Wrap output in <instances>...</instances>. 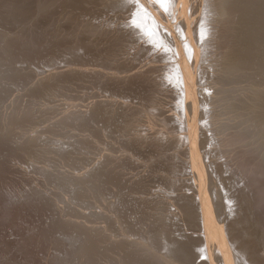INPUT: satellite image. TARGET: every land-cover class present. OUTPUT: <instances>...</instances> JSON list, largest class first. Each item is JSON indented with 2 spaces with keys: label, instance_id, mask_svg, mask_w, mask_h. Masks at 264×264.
Segmentation results:
<instances>
[{
  "label": "rangeland",
  "instance_id": "1",
  "mask_svg": "<svg viewBox=\"0 0 264 264\" xmlns=\"http://www.w3.org/2000/svg\"><path fill=\"white\" fill-rule=\"evenodd\" d=\"M111 1L112 0H110V1L109 0H0V37L2 38V39H0V56H1V58L6 59V60L0 59V89L3 90V93L0 90V93H1L0 103L2 102L0 104V115H1L0 116V122L2 123V124L0 123V126H1V128H0V133H1L0 134V166H1L0 167V264H114L115 262H116L115 264H118L117 262L119 260V258H118L119 253L122 254L125 251L124 253L127 254L129 250L132 251V249L134 250V248H135V250H134L135 252L134 253H133V251H132V253L129 252L132 254V255H129V257L130 256L134 257L133 254H135V255L139 254V256H137V259H138V257H139V259H141L143 257V259L140 261H138L139 259L137 261L135 259V261H136L135 262V261H133V259L136 257L135 256L133 259L130 258L131 263L130 262H127V263H130V264H133V263L134 264H136V263L137 264H141V263L142 264H151L153 262L154 264L155 263L156 264H159V263L160 264H163V263L167 264V262H171L172 260H174L178 256L179 260H181L182 262L179 261V262H181V263H179L177 261L178 260V258H177L176 260L172 261V263L173 264H178V263L182 264V263L188 261L189 259L195 260L196 254L197 255L199 254L201 257L206 258V257H208V255L203 254L204 252L205 253L208 252V247H209V244L206 242L209 239V237H208V235H207L208 238L205 237V235H206L205 234L206 233L205 224L206 223H204V225H203V221H202L203 219L201 220L199 213L197 214V212L195 211V209L191 205V201L193 200V198H195V200L198 199L197 201L202 200L201 203L204 204V206H206L208 203L209 204L211 203L209 201H212V200L214 201L216 199V196L219 195L221 192H223L222 195L224 197L225 196H229V197L235 196L236 197V198L234 197V200L231 202V206H232V208L235 209V212L232 214V221L229 225V229H231L230 231H231L232 235L234 236L235 240L237 239L235 241L236 246H238L240 248V250L243 252V254H241L242 252L239 253L240 254L239 256L244 258L250 264H255V263L256 264H259V263L263 264L264 260H262V258L264 259V246H263L264 245V201H262V200H264V188H263L264 187L263 186L264 185V182H263L264 181V176H263L264 175V171H263L264 170L263 169L264 162L262 160L264 159V157L262 158V155L264 156V153L262 154V152H264V147L262 145H264V143H261V142L264 140L263 139L261 140V138H263V136H264L263 135V132H264L263 128L264 127L262 126L263 128L261 127L259 129H257V131L255 130L256 134L259 131V133L257 135H259L258 138H260V140H261L260 144H256L255 146L256 147H257V145L260 147L262 146L261 149H260V147L256 148V147H253V145H252V148L251 147L250 148L249 147L244 148V151L246 153H248L247 155L244 153V151H241L240 152L241 154L237 153L238 154L237 155L234 151L235 150L234 147H231V146H225L224 147L220 144V142H221L220 137L221 136L219 135V133L221 134V132H219V131H221V130L219 129V131H218V128L220 126L218 127L217 125H221V122L216 118V116H215L216 114L215 115L213 114V112L217 110V106H215V104H214V106H212L213 104H210V103L216 102L213 100L216 97L215 94H216V92L219 91L220 85H223V83H225L224 85H227V86H225V88L223 86V88H224V91H226V89H227V91L225 93L227 94L226 96L228 99L226 98L225 100L227 101V104H229L228 105L229 108L231 107V105H233L229 101L235 100L236 102H234V103H237L238 97H240L239 99L241 100L242 95H249V96H252L251 102L253 103L252 105H254V106H252L253 110L257 109L260 105L262 106L261 111H262V109H264V105H263L264 100H263V98H261V97H264V95H263L264 89H262V88H264L263 87L264 86V83H263V81H264V73H263L264 72V62H263L264 61V22H263L264 21V11H263L264 10V8H263L264 7V0H251L252 2L250 0H238V1L235 0L236 4L234 2L235 8L234 7L233 8L236 11L238 9V13L235 12V14H237V16H238L237 19L239 20V22L235 18L234 19L235 22L233 24L232 23L227 24L225 26V30L223 31V32H225V35L222 32V36L220 34V37L223 39L220 38L219 40H221L220 44L223 43V45H226L225 46L226 48L223 47L224 50L222 48L221 49L227 55V57H229L231 55L230 57L235 58V59L229 58V59H231V62L233 60L234 61L237 60L236 61L237 64H241L239 66H242V71H244L245 69L246 70H245V72L240 71L239 74L237 75V76H239L238 78H237V76H234V77H231V76L227 77L226 76V77H224V76H222L223 74H219V73H221L220 68H223V65H224V62L221 61V59H219L222 57V59L224 60V57L221 56L223 53H221V55H219L220 49H218V47L214 43L211 44L209 47L211 48L212 51H211V53L209 51V53L207 54L208 59H206V56H205V58L203 59L204 65H202V67L197 68V70H198L197 71V75H198L197 80L199 83L198 84V87H199L198 99L200 100L201 103L198 102L199 100L196 99L195 90L192 87L193 85H191V83L192 84H194V83L190 82L192 80H189L190 79L188 77L189 75L186 74V70H187L186 67H187V65L190 64L189 61L191 62V58L187 59V57H186V58H184V60H186V61H184L182 59L181 62L175 63L173 57H171V56H173V54H174L173 49L175 48L174 46L176 43L175 42L176 38H175V36L173 37V35H176V34L178 35L179 40L177 39V41L179 43H181L182 45L187 44L186 40L184 39V36L180 32V28L178 25H180L182 27L183 31L186 34V31L188 30L190 25L193 24V20L195 19L194 16H196V15L198 16L200 14L199 9H200V5H201L202 0H198V1L196 0V2H195V0H188V1L187 0H181L182 3L179 2L173 8L170 6L163 5L162 9L164 10V13H166V18H167V21L165 22V24H167V25L172 24V27L168 28L169 27L168 26V27L162 28V25H160V27H158V25H157L156 27H158L159 29L156 28L155 26H153L154 28L151 30H148L146 27H144L145 29L141 28V31L138 29V26L136 24L137 21H135V20H137V19L135 17H133V15L135 16V13H136L135 10L134 11L133 10L128 11V8L126 5L123 7L121 4L117 5V3H115V1L114 2L113 1L111 2ZM199 1H200V3H199ZM242 1H243V3H242ZM255 1H257V2H255ZM105 2L108 4H106ZM238 2H240V3H238ZM250 4H252V5H250ZM258 4H259V6H258ZM187 5H188V7L190 5V7L188 8ZM124 9H126V10H124ZM187 10H188V12H187ZM182 13H183V15H182ZM194 14H196V15H194ZM241 15H242V17H241ZM257 15H258V17H257ZM239 17H241V18H239ZM177 22H178V24H177ZM246 22L247 23L250 22V23L247 24ZM32 25H33V27H32ZM85 25H87V26H85ZM130 26H131V28H130ZM83 28H84V30H83ZM94 28H95V30H94ZM127 28L130 29L131 31L129 30L130 31L129 32ZM7 29H8V31H7ZM135 29H137V30H135ZM162 29H163V31H162ZM202 29H203V27H202ZM228 29H229V31H228ZM160 30L162 32V36H160V34H161ZM116 31L118 32V34ZM142 32L143 33L145 32L147 34L150 33L149 35H152L155 32V34H153L154 36L159 34L156 36L157 38H155L154 36L153 37H154V40L156 39L155 42L156 41L159 42L161 40V43L159 42L160 45H159V43H157V42L156 43L160 47H164L166 52L168 53L166 60L170 61V59H171V65L168 62V64L170 65V66L167 65L168 68L167 67L164 68L163 66L161 68V64L158 61H156L157 58L154 55V53L151 54L152 52L150 50H148V49L144 50L143 48L139 47L138 44L140 43V41H142L144 39ZM4 33L6 34L5 37H4ZM139 33H140L141 37L139 36ZM123 34L125 36H123ZM117 35H118V37H117ZM232 35H233V37H232ZM11 36H13L14 38H12ZM91 36H92V38H91ZM122 36L124 38H121ZM160 37H161V39H160ZM25 38H26V40L28 39V41H26ZM139 38H140V40H139ZM3 40H4V42H3ZM203 40L204 39H202V41ZM200 42H201V40H200ZM9 43H11V45L8 46L7 44H9ZM23 43H25V44H23ZM13 45H14V47H13ZM23 45H24L25 49H24ZM248 45H250L251 47H249ZM4 47H6V48H4ZM1 49L4 51L2 52ZM5 49H7V50L5 51ZM11 50H13V51H11ZM34 50H36V52ZM239 50H240V52H239ZM19 51H20V54H18ZM233 51H234V53H233ZM249 51L251 54L249 53ZM23 52H24V54H23ZM226 52H228V53H226ZM15 56H16V58H15ZM83 56H84V58H83ZM235 56H237V58ZM32 58H34V59H32ZM22 59H25V61ZM36 59H39V60H36ZM84 59H85V61H84ZM261 59H262V61H261ZM16 60L18 62H16ZM79 60L82 62H80ZM219 60H220V62H219ZM238 60H240V62ZM46 61H48V62H46ZM204 61L206 63H204ZM13 62H14V64H12ZM185 62H186V64H182ZM236 62H233V63H236ZM46 63L47 64L49 63V65H47ZM77 63H79V64H77ZM10 64H11V66H10ZM85 64L87 67L85 66ZM179 64L181 65L180 68L178 67ZM217 64L220 65V67ZM29 65H31V66H29ZM183 65H184V67H183ZM52 66H53V68H52ZM217 66H218V68H217ZM96 67H98V68H96ZM247 67H250L249 68V73H250L249 75L252 79L250 77L249 78L247 77L248 76ZM256 67H257V69H256ZM63 68L65 71H63ZM74 68L76 70H74ZM159 68H161V69H159ZM184 68H186V69H184ZM253 68H255V70ZM30 69H31V71H30ZM50 69L52 72L49 71ZM61 69H62V71H61ZM217 69H220V70L218 71ZM250 69H252V70H250ZM164 70L166 71V73H167V71H169V73H167V75H166ZM14 71H16V72L14 73ZM53 71L54 72L56 71L58 73L59 72L60 73L64 72V73L63 74L57 73L58 74L57 75V74H53L54 73ZM114 71L115 72L117 71V73H115ZM181 71L183 73H181ZM46 72H51L52 75H51V73H46ZM76 72L79 75H76ZM251 72L253 73V75L256 77L257 80L254 78V76L251 74ZM44 73H46L47 76ZM130 73H132V74H130ZM161 73H165V74H161ZM242 73L247 75V76H245V75L243 76ZM254 73H256L257 76ZM258 73H260V74H258ZM41 74H44V75L42 76ZM48 75L51 78L48 77ZM169 75H171L172 77ZM80 76H82V77H80ZM166 76L169 78L171 77L170 78L171 80H167L168 78ZM182 76L185 79L183 81H181L183 78L180 79V77H182ZM54 77H56V78H54ZM162 78L163 79L166 78V79L163 80ZM212 78L214 81L213 80L211 81ZM224 78H226L225 79L226 81L223 80ZM258 78H260V79H258ZM41 79H42V82H41ZM217 79H219V80H217ZM246 79H251V82H250V80H248L249 81V83H248V81ZM216 81H217V84L214 85L213 83L214 82L216 83ZM254 81H256L257 83H254ZM43 82H44V84H43ZM75 82H77V83H75ZM184 82H186L185 83L186 87L183 86V88L185 90H183V88H181L182 86H180V85H184ZM233 82H235V83H233ZM258 82H259V84H258ZM35 83H37L38 85L37 84L35 85ZM108 83H110V84H108ZM164 83H166L168 85L166 86ZM250 83H251V85H250ZM83 84H86V85H83ZM93 84H94V86H93ZM255 84L256 85L258 84V86L263 84V86L262 87L260 86V88L258 89L257 86H254ZM33 85H34V87H33ZM238 85H240L242 87L245 86L246 88L248 86L249 90L247 91L245 89V91L234 92V94H233L232 93V91H234V90H232L233 87H236ZM37 86H39V87L37 88ZM16 87H19V88H16ZM109 87H110V89H109ZM119 87H121V88H119ZM217 87H219V88L215 89ZM254 87H255V89H254ZM9 88H11V89H9ZM40 89H43V90H41L42 93H41ZM53 89H55V90H53ZM77 89L79 90L80 93L78 92ZM256 89H257V91H254ZM260 89L263 90V91H261V93H263L262 94L263 96H260L261 93L260 94L258 93V92H260ZM27 91L29 94L27 93ZM43 91H44V93H43ZM207 91H209V92H207ZM211 91H213L214 93H212ZM246 91L247 92L250 91V92L247 93ZM24 92H25V94H24ZM188 92H189V94H187ZM251 92L253 94H251ZM254 92L259 97H257V96L255 97ZM119 93H120V95H119ZM183 93H185L187 95L184 94L182 96ZM190 94L191 95L194 94V95L191 96ZM213 94L215 97L213 96ZM35 95H36V97H35ZM37 95H39V96H37ZM209 95H211V97H209ZM233 95H234V97H233ZM206 96L209 97L211 100L209 98H208L209 100H206V98H205ZM228 96L233 97V98H230ZM30 97H32V98H30ZM178 97H180V98H178ZM186 97H187V99H186ZM212 97H213V99H212ZM27 98H29L30 100ZM80 98H83V99H80ZM183 98H184V100H183ZM234 98H236V99H234ZM253 98H254L255 102H257L256 104H258L260 102L259 103L260 105L258 104L259 106L255 104V102L253 101ZM6 99H8V100H6ZM17 99H18V102L16 101ZM32 99L34 101H31ZM107 99H109V100H107ZM181 99H182V101H180ZM192 99H194V100L191 101ZM257 99H259V100H257ZM54 100H56V101H54ZM60 100L62 101V103L59 102ZM102 100H104V101H102ZM127 100H129V102H127ZM11 101H12V103H11ZM13 101H14V103H13ZM27 101L30 103H28ZM109 101H111L114 104H112L111 102L108 103ZM184 101L185 102L187 101V102L185 103ZM209 101H211V102H209ZM226 101L223 104H225ZM245 101H248V100H245ZM9 102H10V104H9ZM39 102L42 105L41 109H40L41 105L39 104ZM43 102H44V104H43ZM125 102H126V104H125ZM194 102L196 103V105L194 104ZM23 103H25V104H23ZM47 103H48V105H47ZM120 103H122V104H120ZM128 103H131V104L129 105ZM240 103H242V102H240ZM240 103H238V104H240ZM117 104H120L121 106L120 105L117 106ZM5 105H6V107H5ZM45 105L47 107H44ZM91 105H92V107H91ZM97 105H98V107H97ZM122 105H123V107L125 106L124 107L125 109L122 107ZM131 105H132V107H130ZM193 105H195V106H193ZM255 106H258V107H255ZM48 107L50 110H48ZM90 107H91V109L94 107L92 109V111H91V109H87ZM28 108L32 111L29 112L30 110ZM102 108L105 111H103ZM192 108H193V110H191ZM194 108H195V110H194ZM232 108H234V105L231 107V109ZM18 109H20V110L18 111ZM34 109H36V110H34ZM44 109H47V110H45L46 112L44 111ZM126 109H129V110L127 111ZM6 110L8 112H6ZM68 110H69V112H68ZM93 110H95L96 114L94 113ZM99 110L101 111V113L103 112L101 115H100ZM258 110H260V109L258 108ZM47 111L49 113H47ZM78 111H79V113H78ZM82 111L84 113H82ZM124 111H127V112H124ZM208 111H210V112H208ZM97 112H98V115H97ZM9 113H12V114H9ZM20 113H21V115H20ZM33 113L38 117H36ZM40 113H42V115ZM66 113L71 115L73 118L69 115H66ZM92 113H94V115H93L94 117L91 118L90 116L92 115ZM123 113H125V114H123ZM22 114H23V116H22ZM55 114H56V116H55L56 119L54 118ZM209 114H212L213 117ZM86 115H87V117H86ZM105 115H106V118H105ZM260 115L263 116L264 113L260 114V111H259L258 117ZM8 116H10L11 118H8ZM45 116H46L47 121L45 120ZM83 116H85L84 117L85 119L84 118L83 119L78 118V117H83ZM88 116L90 119H88ZM135 116H137V117H135ZM262 116H261V118H262ZM258 117H256V118L254 117L255 122L261 121V120H259L261 118L258 119ZM58 118H59V120H58ZM94 118L98 119V120H96L97 122L100 121V125H99V122L98 123L95 122ZM117 118H118V120H117ZM93 119H94L95 125L98 128V131H97V128L95 127L94 123L90 122V121H93ZM129 119H131V120L129 121ZM192 119H194V120H192ZM213 119L215 121L218 120L219 122H217V121L213 122ZM1 120H3V121H1ZM21 120H23V121H21ZM39 120L43 121L44 124ZM67 120H69V121H67ZM26 121H28V122H26ZM44 121H46V122H44ZM50 121L51 122L54 121L55 123L54 122L50 123ZM77 121H78V123H77ZM211 121L214 124L213 123L211 124ZM263 121H264V119H263ZM17 122H19V123H17ZM20 122L21 123L23 122L22 126H20L21 125ZM105 122H107V124H105ZM113 122H114V125L116 123L115 127H114V125L111 126V124H113ZM40 123H42V125H40ZM215 123H217V125H215ZM23 124H25V125L23 126ZM28 125H30V126H28ZM33 126L35 128H32ZM86 126H87V128H86ZM105 126H108V127L105 128ZM196 126H197V128H196ZM69 127H71L70 130L68 129ZM91 127H93L92 130L94 128H96V129H94L96 134H94L95 133L94 131H92V130L90 131ZM101 127H103L104 129ZM155 127H156V129H155ZM221 127H222V125H221ZM22 128H24V129H22ZM108 128H109V130L111 128H114L115 131H113V129L110 130L111 131V132L109 131L111 133V135H110L108 133V131L106 132V130ZM117 128H118V130H117ZM189 129H191V132H189L190 131ZM25 130L27 133L25 132ZM65 130H66V133H65ZM132 130H133V132H132ZM261 130H262V134H260ZM17 131H19V133H21V135ZM102 131H103V133H102ZM118 131L123 134V137L120 136L122 134L118 133ZM22 132H23V134H22ZM34 132H35V134H34ZM124 132H125V135H124ZM196 132L199 133L198 134L199 138H198V143H196V145H195L193 142L194 140H193L192 136H194V134ZM200 132H203L205 134L203 135V133L201 134ZM28 133L31 135H29ZM51 133H52V135H51ZM106 133H107L108 137H107V135H105ZM113 133H115V134H113ZM116 133L118 134V136ZM189 133H191L192 136ZM18 134H19V136H18ZM36 134H38V135H36ZM85 134H87V135H85ZM22 135H24L25 137ZM88 135L91 136V138H93L92 136L94 135V138H96V139L93 138V140L96 141L97 139H99L100 142L97 140L96 142L94 141L95 142V144H94L93 140L90 139V137ZM260 135H262V136H260ZM57 136H58V138H57ZM34 137H36L37 140ZM114 137L115 138L118 137L119 139L118 138L115 139ZM13 138H15V139H13ZM77 138H78V140H77ZM110 138H112L113 141H111L112 139L109 140ZM173 138H174V140H173ZM169 139L173 140V141H170ZM190 139L192 140V142ZM9 140L12 142L14 141V142L12 143ZM108 140L111 141L109 144H108V142H109ZM115 140H116V142L113 143ZM48 141H49V143H48ZM117 141H119L118 143L122 144L123 146H126L124 148L123 146H121L119 144L120 145L119 149H121L120 152H119V149L117 148V147H119V146H117L118 145ZM122 141H124V142H122ZM166 141H167V143H166ZM98 142L100 144L103 142V146L106 147V150L108 148H110L111 150L115 151L112 153H113V155L115 153V156H113V157H115L116 160L114 158H112V153H110L108 156L107 153L111 152V151L107 150L108 152L106 153V151H104L105 147H102V145H100ZM172 142H174L173 143L174 145L172 144ZM199 142L201 144H199ZM71 143H73V145ZM111 143H113V147L115 146L116 150H114L113 147L112 148L109 147V145L112 146ZM30 144L34 147L30 146ZM43 144L45 145L44 147H43ZM106 144L108 146H106ZM97 145H98V147H97ZM188 145L191 147V148L189 147L190 149L188 148ZM194 145H195V147L193 148ZM92 146L93 147L96 146L97 148L95 147L93 149ZM100 146L102 148H104V150H101L102 148L100 149L99 148ZM185 146H186V148H185ZM219 146H220V148H219ZM210 147H211V149H210ZM45 148L47 151L45 150ZM49 148H51V149H49ZM77 148H79V149H77ZM84 148H86V150H84ZM123 148L124 149L128 148V150L127 149L124 150ZM136 148H138V149H136ZM143 148H146V149H143ZM192 148L195 150H192ZM238 148L239 147H237V149ZM248 148L253 149V150H254V148L259 149L260 151L256 150V149L254 150V152L257 151L255 153H257L258 156H257V154H252V153H254L253 151L247 152ZM97 149H99V150H97ZM199 149H200V151H199ZM48 150H50V151H48ZM91 150L94 152L95 151L96 152L104 151V153H106L107 156L103 152L98 153V154L105 155L106 159L104 158L103 155L99 157L98 155L96 156L97 153L96 154L93 153V156L94 157L96 156L95 157L96 162L99 158L101 159V160L99 159V161L96 163L94 161V157L92 156ZM117 150L120 154L123 153V154H121V157H120V155H118ZM188 150L193 151L192 153H193V156H195V157H193V156L191 157V155H190L191 152ZM210 150H212V151H210ZM238 150H241V148H239ZM59 151H61V152L59 153ZM194 151L197 153L200 152L201 156L194 155L195 154ZM213 151H215V152H213ZM258 151L261 153H259ZM207 152H211V153L208 154ZM216 152L218 153V155L216 154ZM228 152H230V153L228 154ZM50 153L53 156H51ZM83 153H86V154L88 153V154L86 155ZM221 153L223 154V156ZM44 154H46V155H44ZM65 154H67V155H65ZM68 154H69V156H68ZM251 154L253 155L252 158H251V156H252ZM43 155H44V157H43ZM122 155H123V159H122ZM210 155L212 156V159H214V157L217 155L216 157H219L221 159V161L219 159V161H220L219 162L218 158H215L214 160L210 159L211 157L207 158V156H210ZM234 155H236L235 158H233ZM239 155H241V156H239ZM31 156H32V158H31ZM116 156L118 158H116ZM229 156H230V158H229ZM238 156H239V158H238ZM249 156H250V159H249ZM33 157H35V158L37 157L38 160H37V158L35 159ZM109 157H111V159ZM254 157H257V158L259 157L260 160H258L259 158L256 159ZM48 158H50V159H48ZM102 158H104V159H102ZM186 158H188V159L190 158L192 161L188 160ZM244 158H246L245 159L246 161L244 160ZM44 159H45V161H44ZM62 159H64V160L69 159V160H67V161L65 160L63 162ZM199 159L201 161H203L202 163L204 165V169L205 168L207 169V170H205V174L206 173L210 174V177H209V175L203 174V170H202V172L200 171L201 167L199 166V162H200ZM206 159H208L207 160L208 162L206 161ZM232 159H234V160H232ZM237 159L239 161L240 160L242 161V165H240L241 161L239 162ZM124 160H125V162H124ZM223 160H224V162H223ZM229 160H231V161H229ZM251 160H254V161H251ZM37 161H39V163ZM57 161H59V162H57ZM187 161H188V163H187ZM213 161H215L216 163H214ZM256 161L257 162L259 161L258 162L259 164H257ZM92 162L94 163V165ZM113 162H115V164H113ZM121 162L123 163V165ZM206 162H207V164H204ZM248 162H250L249 163L250 166L247 164ZM260 162H262L263 164H261ZM63 163L65 166L63 165ZM102 163H105V164H103L101 166ZM110 163H111V165H110ZM245 163H246V165H244ZM31 164H33V165H31ZM60 165H61V167H60ZM69 165H70V167H69ZM105 165H106V168H109V170H107L106 168H103ZM212 165H213V167H212ZM219 165H221V166L224 165L222 167V168H224V170L221 168V166L219 167ZM232 165H233V167H232ZM72 166H74V168ZM113 166H114V168L115 167H117V168H115V170L112 171ZM122 166L123 167L125 166V169ZM257 166H259V168ZM40 167H42V168H40ZM53 167H55V168H53ZM75 167H76V169H75ZM118 168H120L119 169L120 170L119 175L122 174L123 178L121 176H120V178L123 179L122 183L123 184L125 183L126 184L125 186L123 184L119 183L118 179H120V178H118L117 180L115 179L117 177V174L115 176V172L117 171L119 173V170H117ZM142 168H143V170H142ZM219 168L221 171L216 170ZM53 169H55V170H53ZM91 169L94 172H96L98 170L99 173L98 172L93 173V171ZM99 169H100V171H99ZM212 169L213 170L215 169V170L212 171ZM231 170H233V171H231ZM251 170L252 171L255 170V171L252 172ZM108 171L112 172L110 174V176L107 175ZM131 171H132V173H130ZM242 171H245L246 174H243ZM256 171H259V172H256ZM262 171H263V173H260ZM59 172L64 174V175L60 174ZM134 172H135V174H134ZM174 172H175V174H174ZM216 172H217V175L215 176ZM218 172H220V173H218ZM222 172H223V175H221ZM225 172L227 175L225 174ZM73 173L76 175H74ZM199 173H202L204 175V177L202 174H199ZM235 173H236V175H235ZM251 173H252V175H251ZM56 174L58 175V179H57ZM79 174H81V175L79 176ZM85 174H87V175H85ZM95 174H99V175H95ZM54 175H55V177H53ZM67 175L69 177H67ZM104 175L107 178L108 177H111V178L106 179L104 177ZM213 176L215 177L214 181L212 180ZM223 176H224V178H223ZM226 176H227V178H226ZM260 176H262L263 178L261 177L262 178L261 179ZM44 177H45V179H44ZM73 177L75 178L74 181L76 180L75 182L73 181ZM231 177L234 179H231ZM255 177H256V179H255ZM66 178L69 180H67ZM86 178H88V179L86 180ZM97 178H98V180L99 179L100 180L98 181ZM225 178H226V180H225ZM251 178H252V180H251ZM91 179L94 182L93 181L90 182ZM104 179L108 180V181L110 180V181L109 182L105 181L103 183ZM247 179H248V183H247ZM50 180H52L53 182ZM60 180H62V182ZM84 180H86V181L84 182ZM208 180H210L211 182ZM216 180L218 183L216 182ZM255 180H257V181H255ZM49 181L51 182V184ZM70 181H73V182H70ZM111 181H112V183L109 186H111V189L113 191L111 189H109V187H107V184H109ZM205 181H206V183H205ZM224 181H226V182H224ZM232 181H234L233 184H232ZM249 181L250 182L252 181V183H249ZM89 182L92 185L93 184L97 185L98 183H100V184L97 186V188L93 187V186L89 187L90 186ZM255 182H257V183H255ZM61 183H63V184L60 185ZM69 183H70V185H69L70 187L67 185ZM73 183H74V185H73ZM225 183H227V184H225ZM245 183H247V184H245ZM253 183H255V185H253ZM103 184L106 185L107 190L109 189L108 190L109 192L108 191L105 192L106 187L104 188L105 185H103ZM221 184L222 185L224 184V186H222ZM96 185H94V186H96ZM62 186H65V188ZM116 186H117V188H116ZM135 186L137 187V189ZM218 186H219V188H218ZM225 186H227V188H225ZM179 187H180V189H179ZM250 187L252 190L250 189ZM93 188H95V190H97V192H98L97 194H96L95 190L94 191L91 190ZM133 188H135V190H133ZM150 188H151V190H150ZM231 188H232V190L229 191V189H231ZM76 189H78V190H76ZM83 189H84V191H83ZM86 189H87V191H86ZM98 189H99V191H98ZM114 189H115V192H114ZM221 189H223V190H221ZM71 190H72V192H71ZM73 190H74V192H73ZM148 190H150V191L148 192ZM92 191L95 192L94 195H93ZM153 191H155V192H153ZM203 191H205V192H203ZM103 192H105V194ZM116 192H118V193H116ZM127 192H128V194H127ZM157 192H159V194L161 193L162 195L160 194L157 196ZM224 192H225V194H224ZM250 192H251V194H250ZM186 193L189 195H187ZM54 194H55V196H54ZM88 194L90 196H93V197L90 198V196ZM117 194H120L121 196H119ZM84 195L86 197L87 196H89V197L86 198ZM109 195H110V197H109ZM152 195H153V198H152ZM165 195H167V196H165ZM156 196L159 198H157ZM170 196H171V198H170ZM185 196H186V198H185ZM105 197H107V198L104 199ZM116 197H118L119 200H118V198L116 199ZM121 197H122V200H121L122 202L120 201ZM154 197L156 200L154 199ZM188 197L190 200L188 199ZM209 197L211 199H209ZM143 198H144V200H143ZM166 198H167V200H166ZM76 199H77V201H76ZM182 199H184V200H182ZM258 199L260 201L259 203H258ZM109 200H111L112 202ZM116 200H117V202H116ZM185 200H187V201H185ZM93 201L94 202L96 201V202L94 203ZM171 201H173V202H171ZM123 202H124V204H123ZM166 202H168V205ZM109 203H112V204L114 203L115 205H111ZM162 203L165 204V207ZM189 203H190V205H189ZM262 203H263V206H262ZM116 204H119V205H116ZM122 204H123V206H120ZM257 204H259V205H257ZM78 205L80 207H78ZM82 205H83V207H82ZM108 205H110L111 207H108ZM71 206H74V207H71ZM105 206H106V209H105ZM116 206H118L119 208L117 207L118 209H116V211H115L113 208H115ZM191 206H192V208H191ZM107 207L110 209V212H109V209ZM121 207H122V210H121ZM158 207H159V209H158ZM74 208H76V209L74 210ZM82 208H83V210H82ZM163 208H164V210H163ZM127 209H128V212H130V213H128L126 211ZM167 209H168V211H167ZM106 210H108V211H106ZM112 210L115 211L116 213L115 212L113 213ZM117 210H119L121 212H119ZM138 210H140V211H138ZM165 210H166V213H165ZM81 211H83V212H81ZM91 211H92V213H90ZM94 212H95V214H94ZM106 212L108 213V215H110L111 212L113 214H116V216L119 218V221L117 220V217H113L115 215H113L112 213L111 214L113 216L110 215V218H111L110 219ZM122 212H123V214H121ZM143 213L144 214L146 213V214L144 215ZM77 214H79V215H77ZM195 214H196V216H195ZM124 215H126V216H124ZM78 216H80V217H78ZM125 217L127 218V220H125ZM136 218H138L140 220V222ZM187 218H189V219H187ZM128 219H130V221ZM212 219H213L212 221H217V215L215 212L212 216ZM107 220L113 221L112 224L114 223L115 225L114 224L113 225L115 227L113 225H110V226H113V228L111 229L108 226L109 224H106ZM114 220H116V221H114ZM127 221L129 223H127ZM131 221H132V223H131ZM124 222H126L127 224ZM133 222H137V223H133ZM147 222L150 225H148ZM116 223H118L119 225ZM97 224L99 227H96ZM122 224H124V225H122ZM133 224H134V227H133ZM136 224H139V225L136 226ZM140 224H142V227L144 229L141 227ZM199 224L200 225L202 224L203 227H199L200 226ZM126 225H129V227ZM123 226L126 228L128 227V228L124 230ZM147 226H149L150 229L146 228ZM156 226H158L157 229H156ZM108 227H109V230L111 231V233L114 231H118V228H120L119 230H122V228H123L122 231H125L127 233L128 240H129V241L127 240V242L129 244L126 241H123L122 242L123 244L120 243L121 246L115 245L116 249L112 245V248H113V250H112L111 249L112 242H109V241L107 242V239H106V237L110 238L108 235L106 236V234H108V232H109V230H106V229H108ZM138 227H141V229H142V232H140L141 231L140 228H139V230H137L138 232H140L139 236L137 235L138 233L136 234V232H137L136 228L138 229ZM231 227L233 228V230ZM113 229H114V231H112ZM131 229H133L134 232ZM146 229L151 230V233L148 232ZM203 229H204V231H203ZM153 230L155 231L154 232L155 235L153 234ZM156 230L157 231L159 230V231L157 232ZM105 231L106 232L108 231V232L106 233ZM103 232H104V234H103ZM111 233H110V235H111ZM142 233H144L143 234L144 237L142 236V238H140L141 237L140 235H142ZM149 233H150V235H149ZM168 233H169V235H168ZM145 235L146 236L148 235V236L146 237ZM194 235H196V236H194ZM236 236H237V238H236ZM198 237H201V238H198ZM152 238H153V240H152ZM203 238H206L205 241ZM144 239L147 240V242ZM130 240L135 241V242L137 241V242L131 244ZM196 240H198V241L196 242ZM110 241H111V239H110ZM167 241L173 243L175 246L174 247L169 246L170 249H168V244L169 245H172V244H170ZM209 241H210V239L208 240V242ZM236 242H238V243H236ZM108 243H110V244H108ZM145 243H147L146 246H144ZM151 243H152V245H154V247L151 245ZM156 243H157V245H156ZM125 244H126V246L122 247ZM133 244H135L134 247L132 246ZM141 244H143V245H141ZM158 244H160L161 246ZM199 244L201 246H199ZM128 245H131L130 248ZM149 245L152 246L153 250ZM241 245H243V246H241ZM118 246H120L121 249L118 250L117 248H120ZM182 246H183V248H182ZM251 246H252V249H251ZM219 247H221V246H219V244H217L216 252L214 253L215 258H216L215 262H219L216 264H227L226 262H223V260L226 261L225 256L227 253H225V252H227V251L225 249H222L223 247H221V248H219ZM141 248L142 249L147 248V251H145V253H144L145 257L144 256L141 257V253H143V252H140ZM180 248H182L183 250ZM186 248H187V250H186ZM204 248H205V250H203ZM218 248H219V250L217 251ZM64 249H67V250H64ZM110 249L114 253L112 251H110L111 253L108 252ZM164 249H165V251H164ZM221 249L223 250L221 252L222 254L220 253ZM246 249H247V251H245ZM121 250H123V252H120ZM149 250L152 252H150ZM206 250H207V252H206ZM70 251H72V252H70ZM142 251H144V250H142ZM153 251L155 252L154 254H153ZM166 251L168 253V256H169V254L171 255V257L169 256L170 258L173 257L172 254L177 253L174 255L176 257L172 258L171 261L167 260V259H166L167 260L166 261L165 259H163V261H164L163 262L161 259L163 258L162 256H165V257L167 256V255H164V254H167ZM259 251H261V252H259ZM116 252L117 253L119 252V253L116 255ZM66 253L69 256H67ZM110 254H113V255L110 256ZM114 254L116 255L117 259H115L116 257H114ZM127 255L123 256V257H125V260L123 259V257H122V259L119 260L121 262V263L119 262L120 264H125L126 262H124V261L129 260ZM152 255L154 256V258ZM158 255L161 256L162 258L160 259V257ZM219 255H221L220 256L221 258L219 257ZM223 255L225 258L224 257L222 258ZM242 255L246 256L247 259ZM260 255H262V256H260ZM79 256L81 257V259L79 258ZM168 256L166 258L170 259ZM217 256H218V258H217ZM110 257H112V258H110ZM113 258H114V260H113ZM126 258H128V259L126 260ZM158 258L161 260V262ZM149 259L150 260L154 259V261L153 260L150 261ZM156 260L158 263L156 262ZM113 261H114V263H111ZM175 261H177L178 263H176ZM238 261L242 262V263L244 262L242 260L240 261L239 259H238ZM255 261H257V262H255ZM172 263H168V264H172ZM246 264H248V263L246 262Z\"/></svg>",
  "mask_w": 264,
  "mask_h": 264
},
{
  "label": "bare ground",
  "instance_id": "2",
  "mask_svg": "<svg viewBox=\"0 0 264 264\" xmlns=\"http://www.w3.org/2000/svg\"><path fill=\"white\" fill-rule=\"evenodd\" d=\"M110 1V0H109ZM113 2L115 1V3H117V5L119 4H121L123 7L126 5L127 6V8H128V11L129 10H135V16L133 15V17H135L137 20H135V21H137L136 22V24H137V26H138V29L141 31V28H144V27H146L148 30H151V29H153L154 27L153 26H157L158 25V27H160V25H162V28L164 27H168V28H171L172 27V24L171 25H167V24H165V22L167 21V18H166V13H164V10L162 9V6L163 5H166V6H170V7H174V6H176V4H178L179 2H181V0H112ZM111 1V2H112ZM188 1V0H187ZM198 1V0H197ZM238 1V0H237ZM251 1V0H250ZM249 1V2H250ZM193 2V1H192ZM191 2V3H192ZM195 2H196V0H195ZM234 2H235V0H202L201 1V5H200V14L197 16L196 14H194V15H196V16H194L195 17V19L193 20V24L192 25H190V27L188 28V30L186 31V34H185V32L183 31V29H182V27L180 26V25H178L179 26V28H180V32L182 33V35L184 36V39L186 40V45H182L181 43H179L178 41H177V39H178V35L176 34V35H173V37L175 36V38H176V43H175V48L173 49L174 50V54H173V56H171V57H173V59H174V61H175V63H179V62H181V60L183 59L184 60V58H186L187 57V59L189 58H191V62L189 61V65H187V70H186V74H188L187 76L190 78H188L189 80H192V81H190V82H193L194 84H192L191 83V85H193L192 87H193V89L195 90V96H196V99L197 100H199L198 99V91H199V87H198V80H197V68H199V67H202V65H204L203 64V59L205 58V56H206V59H208L207 58V54L209 53V51H210V53H211V48L209 47L211 44H215L217 47H218V49H220V53H219V55H221V53H223L221 56H223L224 57V60L222 59V57L221 58H219V59H221V61H223L224 62V65H223V68H220L221 69V73H219L218 71L220 70V69H217L218 71V73L219 74H223L222 76H224V77H228V76H231V77H234V76H237L238 74H239V72L240 71H242V66H239V65H241V64H237V60H233L232 62H231V59H233L234 57H227V55L223 52V47H225L226 45H223V43H221L220 44V42H221V40H219L221 37H220V34H221V36H222V32L225 30V26L227 25V24H230V23H234L235 22V18L237 19L238 18V16H237V14H235V12L236 13H238V9H237V11L234 9L235 8V4H236V2H235V4H234ZM252 2V1H251ZM255 2H257V1H255ZM106 3V2H105ZM182 3V2H181ZM190 3V4H191ZM194 3V2H193ZM199 3H200V1H199ZM238 3H240V2H238ZM237 3V4H238ZM242 3H243V1H242ZM254 3V2H253ZM263 3V2H262ZM106 4H108V3H106ZM246 4V3H245ZM116 5V6H117ZM234 5V6H233ZM239 5V4H238ZM242 5V4H241ZM250 5H252V4H250ZM186 6V5H185ZM237 6V5H236ZM258 6H259V4H258ZM122 7V8H123ZM182 7V6H181ZM187 7H188V5H187ZM189 7H190V5H189ZM188 7V8H189ZM196 7V6H195ZM234 7V8H233ZM240 7V6H239ZM184 8V7H183ZM182 8V9H183ZM237 8V7H236ZM253 8V7H252ZM264 8V7H263ZM241 9V8H240ZM249 9V8H248ZM124 10H126V9H124ZM186 10V9H185ZM193 10V9H192ZM195 10V9H194ZM180 11V10H179ZM182 11V10H181ZM264 11V10H263ZM262 11V12H263ZM187 12H188V10H187ZM190 12V11H189ZM130 13V12H129ZM198 13V12H197ZM243 13V12H242ZM133 14V13H132ZM131 14V15H132ZM185 14V13H184ZM190 14V13H189ZM259 14V13H258ZM130 15V16H131ZM182 15H183V13H182ZM245 15V14H244ZM252 15V14H251ZM255 15V14H254ZM180 16V15H179ZM189 16V15H188ZM240 16V15H239ZM191 17V16H190ZM241 17H242V15H241ZM241 17H239V18H241ZM248 17V16H247ZM257 17H258V15H257ZM256 17V18H257ZM134 18V19H135ZM180 18V17H179ZM252 18V17H251ZM250 19V18H249ZM19 20V19H18ZM238 20V19H237ZM236 20V21H237ZM244 20V19H243ZM253 20V19H252ZM263 20V19H262ZM80 21V20H79ZM113 21V20H112ZM78 22V21H77ZM81 22V21H80ZM102 22V21H101ZM184 22V21H183ZM238 22H239V20H238ZM256 22V21H255ZM261 22V21H260ZM264 22V21H263ZM27 23V22H26ZM25 23V24H26ZM185 23V22H184ZM187 23V22H186ZM247 23V22H246ZM248 23H250V22H248ZM247 23V24H248ZM254 23V22H253ZM29 24V23H28ZM81 24V23H80ZM133 24V23H132ZM177 24H178V22H177ZM183 24V23H182ZM191 24V23H190ZM246 24V25H247ZM252 24V23H251ZM255 24V23H254ZM82 25V24H81ZM237 25V24H236ZM235 25V26H236ZM22 26V25H21ZM85 26H87V25H85ZM84 26V27H85ZM175 26V25H174ZM203 27V29H202V27ZM241 26V25H240ZM261 26V25H260ZM15 27V26H14ZM32 27H33V25H32ZM36 27V26H35ZM109 27V26H108ZM158 27H156V28H158ZM233 27V26H232ZM248 27V26H247ZM87 28V27H86ZM130 28H131V26H130ZM135 28V27H134ZM167 28V29H168ZM174 28V27H173ZM187 28V27H186ZM234 28V27H233ZM243 28V27H242ZM246 28V27H245ZM250 28V27H249ZM257 28V27H256ZM16 29V28H15ZM31 29V28H30ZM82 29V28H81ZM80 29V30H81ZM93 29V28H92ZM128 29V28H127ZM145 29V28H144ZM159 29V28H158ZM83 30H84V28H83ZM94 30H95V28H94ZM117 30V29H116ZM122 30V29H121ZM130 29H128V31H129ZM135 30H137V29H135ZM143 30V29H142ZM185 30V29H184ZM231 30V29H230ZM235 30V29H234ZM263 30V29H262ZM7 31H8V29H7ZM31 31V30H30ZM89 31V30H88ZM106 31V30H105ZM131 31V30H130ZM129 31V32H130ZM144 31V30H143ZM162 31H163V29H162ZM176 31V30H175ZM178 31V30H177ZM228 31H229V29H228ZM240 31V30H239ZM243 31V30H242ZM241 31V32H242ZM251 31V30H250ZM58 32V31H57ZM79 32V31H78ZM77 32V33H78ZM90 32V31H89ZM92 32V31H91ZM117 32V31H116ZM146 32V31H145ZM143 33L142 35L144 36V39L142 40V41H140V43L138 44L139 45V47H141V48H143L144 50H146V49H148V50H150L152 53L151 54H153L154 53V55L156 56V58H157V60L156 61H158L160 64H161V68H162V66L164 67V68H168V66L167 65H169L168 64V62L170 63V65H171V59H170V61H167L166 59V57H167V55H168V53L166 52V50H165V48L164 47H160L159 45H160V43H161V40L159 41V42H157V43H159V45L155 42V40H154V37L155 38H157L156 36L157 35H159V34H157L156 36H154L153 34H155V32L152 34V35H149V34H147V33ZM149 32V31H148ZM153 32V31H152ZM158 32V31H157ZM168 32V31H167ZM179 32V33H180ZM232 32V31H231ZM245 32V31H244ZM254 32V31H253ZM11 33V32H10ZM17 33V32H16ZM35 33V32H34ZM99 33V32H98ZM106 33V32H105ZM110 33V32H109ZM160 36H162V32H161V30H160ZM224 33V35H225V32H223ZM258 33V32H257ZM8 34V33H7ZM12 34V33H11ZM14 34V33H13ZM85 34V33H84ZM115 34V33H114ZM117 34H118V32H117ZM133 34V33H132ZM166 34V33H165ZM168 34V33H167ZM235 34V33H234ZM247 34V33H246ZM2 35V34H1ZM5 33H4V37H5ZM25 35V34H24ZM86 35V34H85ZM84 35V36H85ZM88 35V34H87ZM102 35V34H101ZM112 35V34H111ZM205 35V36H204ZM228 35V34H227ZM258 35V34H257ZM82 36V35H81ZM103 36V35H102ZM123 36H125L124 34H123ZM121 37V38H124V37ZM139 36H140V33H139ZM138 36V37H139ZM154 36V37H153ZM177 36V37H176ZM181 36V35H180ZM230 36V35H229ZM12 38H14L13 36H11ZM33 37V36H32ZM109 37V36H108ZM107 37V38H108ZM114 37V36H113ZM117 37H118V35H117ZM120 37V36H119ZM130 37V36H129ZM141 37V36H140ZM168 37V36H167ZM224 37V36H223ZM232 37H233V35H232ZM244 37V36H243ZM10 38V37H9ZM16 38V37H15ZM29 38V37H28ZM65 38V37H64ZM91 38H92V36H91ZM131 38V37H130ZM0 39H2L1 37H0ZM4 39V38H3ZM127 39V38H126ZM160 39H161V37H160ZM165 39V38H164ZM171 39V38H170ZM174 39V38H173ZM181 39V38H180ZM202 39H204L203 41H202ZM221 39H223V38H221ZM240 39V38H239ZM249 39V38H248ZM251 39V38H250ZM24 40V39H23ZM25 40H26V38H25ZM59 40V39H58ZM90 40V39H89ZM131 40V39H130ZM139 40H140V38H139ZM166 40V39H165ZM179 40V39H178ZM200 40H201V42H200ZM232 40V39H231ZM238 40V39H237ZM244 40V39H243ZM17 41V40H16ZM22 41V40H21ZM26 41H28V39L26 40ZM70 41V40H69ZM87 41V40H86ZM91 41V40H90ZM96 41V40H95ZM119 41V40H118ZM174 41V40H173ZM181 41V40H180ZM225 41V40H224ZM251 41V40H250ZM259 41V40H258ZM3 42H4V40H3ZM30 42V41H29ZM104 42V41H103ZM124 42V41H123ZM185 42V41H184ZM8 43V42H7ZM19 43V42H18ZM17 43V44H18ZM99 43V42H98ZM227 43V42H226ZM259 43V42H258ZM261 43V42H260ZM15 44V43H14ZM23 44H25V43H23ZM70 44V43H69ZM78 44V43H77ZM235 44V43H234ZM239 44V43H238ZM246 44V43H245ZM263 44V43H262ZM8 46L9 45H11V43H9V44H7ZM19 45V44H18ZM22 45V44H21ZM20 45V46H21ZM53 45V44H52ZM93 45V44H92ZM108 45V44H107ZM121 45V44H120ZM130 45V44H129ZM137 45V46H138ZM240 45V44H239ZM27 46V45H26ZM76 46V45H75ZM136 46V47H137ZM213 46V45H212ZM249 47H251L250 45H248ZM247 46V47H248ZM253 46V45H252ZM12 47V46H11ZM13 47H14V45H13ZM23 47H24V45H23ZM29 47V46H28ZM31 47V46H30ZM85 47V46H84ZM89 47V46H88ZM87 47V48H88ZM95 47V46H94ZM109 47V46H108ZM216 47V48H217ZM4 48H6V47H4ZM18 48V47H17ZM90 48V47H89ZM107 48V47H106ZM138 48V47H137ZM223 50H222V49ZM226 48V47H225ZM257 48V47H256ZM3 49V48H2ZM1 49V50H2ZM15 49V48H14ZM22 49V48H21ZM24 49H25V47H24ZM30 49V48H29ZM32 49V48H31ZM36 49V48H35ZM53 49V48H52ZM77 49V48H76ZM94 49V48H93ZM120 49V48H119ZM249 49V48H248ZM260 49V48H259ZM7 49H5V51H6ZM27 50V49H26ZM33 50V49H32ZM60 50V49H59ZM81 50V49H80ZM97 50V49H96ZM104 50V49H103ZM125 50V49H124ZM253 50V49H252ZM4 50H2V52H3ZM11 51H13V50H11ZM25 51V50H24ZM35 52H36V50H34ZM79 51V50H78ZM83 51V50H82ZM86 51V50H85ZM106 51V50H105ZM17 52V51H16ZM80 52V51H79ZM107 52V51H106ZM239 52H240V50H239ZM248 52V51H247ZM257 52V51H256ZM15 53V52H14ZM82 53V52H81ZM226 53H228V52H226ZM230 53V52H229ZM233 53H234V51H233ZM249 53H250V51H249ZM248 53V54H249ZM13 54V53H12ZM18 54H20V51H19V53ZM23 54H24V52H23ZM83 54V53H82ZM89 54V53H88ZM242 54V53H241ZM251 54V53H250ZM7 55V54H6ZM15 55V54H14ZM120 55V54H119ZM229 55V54H228ZM253 55V54H252ZM8 56V55H7ZM21 56V55H20ZM19 56V57H20ZM80 56V55H79ZM115 56V55H114ZM239 56V55H238ZM27 57V56H26ZM219 57V56H218ZM236 58H237V56H235ZM242 57V56H241ZM245 57V56H244ZM248 57V56H247ZM14 58V57H13ZM15 58H16V56H15ZM29 58V57H28ZM83 58H84V56H83ZM114 58V57H113ZM229 58H231V59H229ZM240 58V57H239ZM255 58V57H254ZM0 59H5V58H1V56H0ZM21 59V58H20ZM31 59V58H30ZM29 59V60H30ZM32 59H34V58H32ZM91 59V58H90ZM101 59V58H100ZM132 59V58H131ZM230 61H229V60ZM235 59V58H234ZM6 60V59H5ZM4 60V61H5ZM8 60V59H7ZM12 60V59H11ZM15 60V59H14ZM13 60V61H14ZM22 60H24L25 61V59H22ZM21 60V61H22ZM36 60H39V59H36ZM47 60V59H46ZM106 60V59H105ZM153 60V59H152ZM249 60V59H248ZM54 61V60H53ZM80 61V60H79ZM84 61H85V59H84ZM184 61H186V60H184ZM188 61V60H187ZM239 62H240V60H238ZM261 61H262V59H261ZM260 61V62H261ZM16 62H18L17 60H16ZM15 62V63H16ZM29 62V61H28ZM43 62V61H42ZM46 62H48V61H46ZM80 62H82V61H80ZM95 62V61H94ZM219 62H220V60H219ZM233 62H236V63H233ZM259 62V61H258ZM257 62V63H258ZM264 62V61H263ZM20 63V62H19ZM99 63V62H98ZM101 63V62H100ZM157 63V62H156ZM204 63H206L205 61H204ZM222 63V62H221ZM8 64V63H7ZM12 64H14V62L12 63ZM31 64V63H30ZM37 64V63H36ZM47 64V63H46ZM52 64V63H51ZM77 64H79V63H77ZM123 64V63H122ZM182 64H186V62L185 63H182ZM219 64V63H218ZM217 64V65H218ZM9 65V64H8ZM17 65V64H16ZM27 65V64H26ZM33 65V64H32ZM47 65H49V63L47 64ZM53 65V64H52ZM99 65V64H98ZM97 65V66H98ZM111 65V64H110ZM169 65V66H170ZM176 65V64H175ZM221 65V66H222ZM10 66H11V64H10ZM29 66H31V65H29ZM46 66V65H45ZM78 66V65H77ZM85 66H86V64H85ZM94 66V65H93ZM103 66V65H102ZM152 66V65H151ZM178 66V65H177ZM180 64H179V68H180ZM219 67H220V65H218ZM218 66H217V68H218ZM249 66V65H248ZM14 67V66H13ZM17 67V66H16ZM36 67V66H35ZM41 67V66H40ZM60 67V66H59ZM87 67V66H86ZM92 67V66H91ZM118 67V66H117ZM158 67V66H157ZM183 67H184V65H183ZM27 68V67H26ZM32 68V67H31ZM52 68H53V66H52ZM62 68V67H61ZM96 68H98V67H96ZM161 68H159V69H161ZM186 68H184V69H186ZM249 68L250 67H247V69H248V76L247 75H245V74H243V76L245 75V76H247L248 78L250 77V73H249ZM252 68V67H251ZM20 69V68H19ZM55 69V68H54ZM60 69V68H59ZM89 69V68H88ZM112 69V68H111ZM183 69V68H182ZM254 70H255V68H253ZM256 69H257V67H256ZM26 70V69H25ZM33 70V69H32ZM43 70V69H42ZM58 70V69H57ZM74 70H76L75 68H74ZM79 70V69H78ZM81 70V69H80ZM97 70V69H96ZM114 70V69H113ZM122 70V69H121ZM152 70V69H151ZM158 70V69H157ZM156 70V71H157ZM246 70V69H245ZM245 70L244 71H242V72H245ZM250 70H252V69H250ZM253 70V71H254ZM18 71V70H17ZM21 71V70H20ZM30 71H31V69H30ZM29 71V72H30ZM49 71H51V69L49 70ZM59 71V70H58ZM61 71H62V69H61ZM63 71H65L64 70V68H63ZM108 71V70H107ZM129 71V70H128ZM165 71V70H164ZM13 72V71H12ZM11 72V73H12ZM16 71H14V73H15ZM27 72V71H26ZM44 72V71H43ZM52 72V71H51ZM51 72H46V73H51ZM54 72V71H53ZM78 72V71H77ZM77 72H76V75H79V74H77ZM88 72V71H87ZM99 72V71H98ZM115 72V71H114ZM200 72V71H199ZM36 73V72H35ZM46 73H44L45 75H46ZM58 72H54L53 74H57ZM60 73V72H59ZM58 73V74H59ZM64 73V72H63ZM63 73H60V74H63ZM67 73V72H66ZM111 73V72H110ZM115 73H117V71L115 72ZM157 73V72H156ZM165 73H166V71H165ZM165 73H161V74H165ZM167 73H169V71H167ZM167 73H166V75H167ZM181 73H183L182 71H181ZM264 73V72H263ZM21 74V73H20ZM26 74V73H25ZM44 74H41L42 76L44 75ZM57 74V75H58ZM83 74V73H82ZM119 74V73H118ZM130 74H132V73H130ZM251 74L253 75V73L251 72ZM254 74H256V73H254ZM258 74H260V73H258ZM18 75V74H17ZM35 75V74H34ZM50 75V74H49ZM48 75V77H50ZM51 75H52V73H51ZM65 75V74H64ZM110 75V74H109ZM183 75V74H182ZM211 75V74H210ZM218 75V74H217ZM241 75V74H240ZM251 75V76H252ZM19 76V75H18ZM27 76V75H26ZM40 76V75H39ZM47 76V75H46ZM60 76V75H59ZM58 76V77H59ZM86 76V75H85ZM91 76V75H90ZM162 76V75H161ZM169 76H171V75H169ZM254 76V75H253ZM256 76H257V74H256ZM259 76V75H258ZM29 77V76H28ZM38 77V76H37ZM41 77V76H40ZM57 77V76H56ZM56 77H54V78H56ZM80 77H82V76H80ZM116 77V76H115ZM167 77V76H166ZM172 77V76H171ZM170 77V78H171ZM239 76H237V78H238ZM246 77V78H247ZM261 77V76H260ZM51 78V77H50ZM96 78V77H95ZM168 79L167 80H171L169 77H167ZM181 78H183V76L182 77H180V79ZM251 78V77H250ZM254 78L256 79V77L254 76ZM27 79V78H26ZM30 79V78H29ZM40 79V78H39ZM80 79V78H79ZM116 79V78H115ZM163 79V78H162ZM164 79H166V78H164ZM163 79V80H164ZM226 78H224L223 80H225ZM230 79V78H229ZM240 79V78H239ZM252 79V78H251ZM251 79H246L247 81L248 80H250V82H251ZM254 79V80H255ZM258 79H260V78H258ZM263 79V78H262ZM261 79V80H262ZM81 80V79H80ZM101 80V79H100ZM183 80H185L184 78L181 80V81H183ZM208 80V79H207ZM213 80V78L211 79V81ZM217 80H219V79H217ZM222 80V79H221ZM257 80V79H256ZM36 81V80H35ZM79 81V80H78ZM84 81V80H83ZM108 81V80H107ZM204 81V80H203ZM214 81V80H213ZM226 81V80H225ZM241 81V80H240ZM245 81V80H244ZM23 82V81H22ZM41 82H42V79H41ZM80 82V81H79ZM164 82V81H163ZM219 82V81H218ZM7 83V82H6ZM75 83H77V82H75ZM116 83V82H115ZM134 83V82H133ZM153 83V82H152ZM168 83V82H167ZM185 83L186 82H184V85H180V86H182L181 88H183V86H185ZM233 83H235V82H233ZM248 83H249V81H248ZM254 83H257L256 81H254ZM263 83H264V81H263ZM25 84V83H24ZM27 84V83H26ZM37 83H35V85H36ZM43 84H44V82H43ZM87 84V83H86ZM86 84H83V85H86ZM108 84H110V83H108ZM156 84V83H155ZM166 86L168 85V84H166V83H164ZM182 84V83H181ZM214 85L215 84H217V81H216V83L214 82L213 83ZM220 84V83H219ZM218 84V85H219ZM225 83H223V85H220V89H219V91L218 92H216V94H215V96H214V94H213V96L215 97L214 99H213V97H212V99L214 100V101H216L215 103H210V104H213L212 106H214V104H215V106H217V110L216 111H212L213 112V114L216 116V118L221 122V125H222V127H221V125H217V123H215V125H217L219 128H218V131H219V129L221 130V131H219V132H221V134L219 133V135L221 136L220 137V144L222 145V146H231V147H234V151H235V153L237 154V153H239V154H241L240 152L241 151H244V148H247V147H251L252 148V145H253V147H256L255 145L256 144H260V141L263 139L264 140V136H263V138H261V140H260V138H258V136L259 135H257L258 133H259V131H258V133L256 134V132H255V130L257 131V129H259V128H261L262 126L264 127V121H263V119H264V115L262 116V115H260L259 117H258V114H259V111H260V114H262V113H264V109H262V111H261V105L259 106L258 104H256L257 102H255V100H254V98H253V101L255 102V104L256 105H258V106H255V107H258L260 110H258V108L257 109H255V110H253V108H252V106H254V105H252L253 103L251 102V97L252 96H249V95H242L241 97V100L239 99L240 97H238L237 98V103H234V102H236L235 100H232V101H229V102H231L233 105H234V108H232L231 109V107L233 106V105H231V107L229 108V104H227V101L225 100L226 98H227V94L225 93L226 91H227V89H226V91H224V88H225V86H227V85H224ZM239 84V83H238ZM258 84H259V82H258ZM258 84L256 85H254V86H257V88L259 89L260 88V86L262 87L263 86V84H261L260 86H258ZM38 85V84H37ZM40 85V84H39ZM112 85V84H111ZM206 85V84H205ZM250 85H251V83H250ZM17 86V85H16ZM28 86V85H27ZM80 86V85H79ZM93 86H94V84H93ZM121 86V85H120ZM126 86V85H125ZM188 86V85H187ZM201 86V85H200ZM217 86V85H216ZM223 86H224V88H223ZM2 87V86H1ZM6 87V86H5ZM4 87V88H5ZM15 87V86H14ZM22 87V86H21ZM33 87H34V85H33ZM39 86H37V88H38ZM61 87V86H60ZM97 87V86H96ZM95 87V88H96ZM105 87V86H104ZM107 87V86H106ZM116 87V86H115ZM118 87V86H117ZM186 87V86H185ZM212 87V86H211ZM214 87V86H213ZM233 87V86H232ZM250 87V86H249ZM264 87V86H263ZM3 88V89H4ZM16 88H19V87H16ZM91 88V87H90ZM93 88V87H92ZM119 88H121V87H119ZM180 88V87H179ZM219 87H217V88H215V89H218ZM227 88V87H226ZM252 88V87H251ZM9 89H11V88H9ZM45 89V88H44ZM109 89H110V87H109ZM245 89L248 91L249 90V88H248V86H247V88L245 87V86H240V85H238V86H236V87H233V89L232 90H234V91H232V93L234 94V92H239V91H245ZM254 89H255V87H254ZM262 89H264V88H262ZM262 89H260V92H258L259 94L261 93V91H263ZM1 90V89H0ZM5 90V89H4ZM25 90V89H24ZM30 90V89H29ZM41 90H43V89H40V91ZM53 90H55V89H53ZM78 90V89H77ZM115 90V89H114ZM120 90V89H119ZM182 90V89H181ZM183 90H185L184 88H183ZM207 90V89H206ZM251 90V89H250ZM253 90V89H252ZM2 91V93H3V90H1ZM31 91V90H30ZM29 91V92H30ZM47 91V90H46ZM68 91V90H67ZM76 91V90H75ZM94 91V90H93ZM188 91V90H187ZM193 91V90H192ZM214 91V90H213ZM213 91H211L212 93H214ZM217 91V90H216ZM246 91V92H247ZM254 91H257V89L256 90H254ZM26 92V91H25ZM25 92H24V94H25ZM57 92V91H56ZM78 92H79V90H78ZM97 92V91H96ZM182 92V91H181ZM180 92V93H181ZM184 92V91H183ZM207 92H209V91H207ZM250 92V91H249ZM249 92H247V93H249ZM18 93V92H17ZM27 93H28V91H27ZM26 93V94H27ZM35 93V92H34ZM41 93H42V91H41ZM40 93V94H41ZM43 93H44V91H43ZM47 93V92H46ZM50 93V92H49ZM80 93V92H79ZM78 93V94H79ZM88 93V92H87ZM94 93V92H93ZM129 93V92H128ZM186 93V92H185ZM185 93H183L182 94V96L185 94ZM241 93V92H240ZM239 93V94H240ZM257 93V92H256ZM9 94V93H8ZM29 94V93H28ZM31 94V93H30ZM61 94V93H60ZM83 94V93H82ZM96 94V93H95ZM127 94V93H126ZM132 94V93H131ZM187 94H189V92L187 93ZM187 94H185V95H187ZM237 94V93H236ZM246 94V93H245ZM251 94H253L252 92H251ZM263 93H261L260 94V96H263L262 95ZM0 95H1V93H0ZM10 95V94H9ZM97 95V94H96ZM119 95H120V93H119ZM180 95V94H179ZM191 95V94H190ZM192 95H194V94H192ZM191 95V96H192ZM232 95V94H231ZM254 95H255V97L257 96V97H259L257 94H255V92H254ZM19 96V95H18ZM27 96V95H26ZM29 96V95H28ZM37 96H39V95H37ZM43 96V95H42ZM98 96V95H97ZM130 96V95H129ZM194 96V97H195ZM250 98H249V97ZM35 97H36V95H35ZM104 97V96H103ZM115 97V96H114ZM113 97V98H114ZM168 97V96H167ZM171 97V96H170ZM181 97V96H180ZM180 97H178V98H180ZM188 97V96H187ZM187 97H186V99H187ZM193 97V98H194ZM209 97H211V95H209ZM209 97H205L206 98V100H209L210 98ZM228 97H230V96H228ZM233 97H234V95H233ZM233 97H230V98H233ZM5 98V97H4ZM19 98V97H18ZM30 98H32V97H30ZM50 98V97H49ZM53 98V97H52ZM93 98V97H92ZM99 98V97H98ZM106 98V97H105ZM112 98V97H111ZM182 98V97H181ZM185 98V97H184ZM184 98H183V100H184ZM209 98V99H208ZM261 98H263V100H264V97H261ZM27 99H29V98H27ZM40 99V98H39ZM54 99V98H53ZM60 99V98H59ZM80 99H83V98H80ZM86 99V98H85ZM104 99V98H103ZM118 99V98H117ZM132 99V98H131ZM228 99V98H227ZM234 99H236V98H234ZM260 99V98H259ZM259 99H257V100H259ZM3 100V99H2ZM6 100H8V99H6ZM10 100V99H9ZM12 100V99H11ZM22 100V99H21ZM30 100V99H29ZM58 100V99H57ZM79 100V99H78ZM77 100V101H78ZM98 100V99H97ZM107 100H109V99H107ZM113 100V99H112ZM111 100V101H112ZM121 100V99H120ZM194 99H192L191 101H193ZM211 100V99H210ZM226 101V103L225 104H223L225 101ZM245 100H248V101H245ZM256 100V101H257ZM17 102H18V99L16 100ZM31 101H34L33 99L31 100ZM54 101H56V100H54ZM85 101V100H84ZM101 101V100H100ZM102 101H104V100H102ZM111 101H109L108 103H110ZM147 101V100H146ZM180 101H182V99L180 100ZM242 102V103H240V102ZM262 101V100H261ZM8 102V101H7ZM28 102V101H27ZM59 102H61L62 103V101L60 100ZM107 102V101H106ZM113 102V101H112ZM111 102V103H112ZM117 102V101H116ZM115 102V103H116ZM127 102H129V100H127ZM138 102V101H137ZM185 102V101H184ZM187 102V101H186ZM185 102V103H186ZM198 102H200V100L198 101ZM209 102H211V101H209ZM208 102V103H209ZM2 103V102H1ZM0 103V104H1ZM5 103V102H4ZM11 103H12V101H11ZM13 103H14V101H13ZM28 103H30V102H28ZM34 103V102H33ZM46 103V102H45ZM83 103V102H82ZM96 103V102H95ZM118 103V102H117ZM141 103V102H140ZM148 103V102H147ZM201 103V102H200ZM207 103V104H208ZM238 103H240V104H238ZM264 103V102H263ZM9 104H10V102H9ZM19 104V103H18ZM23 104H25V103H23ZM37 104V103H36ZM39 104H40V102H39ZM43 104H44V102H43ZM57 104V103H56ZM87 104V103H86ZM97 104V103H96ZM107 104V103H106ZM112 104H114V103H112ZM120 104H122V103H120ZM120 104H117V106H119ZM125 104H126V102H125ZM129 105L131 104V103H128ZM191 104V103H190ZM194 104L196 105V103L194 102ZM204 104V103H203ZM206 104V105H207ZM218 104V105H217ZM7 105V104H6ZM6 105H5V107H6ZM12 105V104H11ZM20 105V104H19ZM27 105V104H26ZM41 105V104H40ZM47 105H48V103H47ZM85 105V104H84ZM135 105V104H134ZM195 105H193V106H195ZM198 105V104H197ZM264 105V104H263ZM10 106V105H9ZM25 106V105H24ZM33 106V105H32ZM121 106V105H120ZM192 106V105H191ZM199 106V105H198ZM13 107V106H12ZM19 107V106H18ZM17 107V108H18ZM44 107H47L46 105L44 106ZM91 107H92V105H91ZM91 107L90 108H87V109H91ZM97 107H98V105H97ZM122 107H123V105H122ZM125 107V106H124ZM123 107V108H124ZM130 107H132V105L130 106ZM207 107V106H206ZM205 107V108H206ZM211 107V106H210ZM15 108V107H14ZM23 108V107H22ZM21 108V109H22ZM33 108V107H32ZM42 108V105H41V107H40V109ZM94 108V107H93ZM92 108V109H93ZM121 108V107H120ZM127 108V107H126ZM29 109V108H28ZM39 109V108H38ZM52 109V108H51ZM62 109V108H61ZM64 109V108H63ZM67 109V108H66ZM69 109V108H68ZM72 109V108H71ZM92 109H91V111H92ZM103 109V108H102ZM101 109V110H102ZM125 109V108H124ZM153 109V108H152ZM14 110V109H13ZM16 110V109H15ZM20 109H18V111H19ZM24 110V109H23ZM22 110V111H23ZM30 110V109H29ZM34 110H36V109H34ZM45 110H47V109H44V111ZM48 110H50L49 109V107H48ZM55 110V109H54ZM81 110V109H80ZM127 111L129 110V109H126ZM133 110V109H132ZM191 110H193V108L191 109ZM194 110H195V108H194ZM258 110V111H257ZM12 111V110H11ZM32 110H30L29 112H31ZM62 111V110H61ZM90 111V112H91ZM94 111V113H95V110H93ZM100 111V110H99ZM103 111H105L104 109H103ZM127 111H124V112H127ZM131 111V110H130ZM147 111V110H146ZM6 112H8L7 110H6ZM17 112V111H16ZM21 112V111H20ZM24 112V111H23ZM35 112V111H34ZM39 112V111H38ZM41 112V111H40ZM46 112V111H45ZM64 112V111H63ZM68 112H69V110H68ZM208 112H210V111H208ZM207 112V113H208ZM211 112V113H212ZM262 112V113H261ZM13 113V112H12ZM12 113H9V114H12ZM26 113V112H25ZM24 113V114H25ZM37 113V112H36ZM47 113H49L48 111H47ZM78 113H79V111H78ZM82 113H84L83 111H82ZM94 113H92V115L90 116L91 118L92 117H94L93 115H94ZM103 113V112H102ZM101 113V111H100V115L102 114ZM140 113V112H139ZM194 113V112H193ZM8 114V115H9ZM32 114V113H31ZM34 114V113H33ZM41 115H42V113H40ZM75 114V113H74ZM81 114V113H80ZM96 114V113H95ZM105 114V113H104ZM114 114V113H113ZM123 114H125V113H123ZM149 114V113H148ZM3 115V114H2ZM20 115H21V113H20ZM35 115V114H34ZM65 115V114H64ZM66 115H69V114H67L66 113ZM97 115H98V112H97ZM122 115V114H121ZM138 115V114H137ZM209 115H211L212 116V114H209ZM256 115V116H255ZM1 116V115H0ZM13 116V115H12ZM22 116H23V114H22ZM36 116V115H35ZM55 116H56V114L54 115V118H55ZM59 116V115H58ZM69 116H71V115H69ZM103 116V115H102ZM101 116V117H102ZM108 116V115H107ZM112 116V115H111ZM132 116V115H131ZM261 116H262V118H261ZM14 117V116H13ZM36 117H38V116H36ZM41 117V116H40ZM52 117V116H51ZM50 117V118H51ZM65 117V116H64ZM72 117V116H71ZM85 116H83V117H78L79 119L81 118V119H83ZM86 117H87V115H86ZM96 117V116H95ZM100 117V116H99ZM130 117V116H129ZM135 117H137V116H135ZM156 117V116H155ZM194 117V116H193ZM210 117V116H209ZM213 117V116H212ZM254 117L256 118V117H258V119L259 118H261V119H259V120H261L260 122H255L254 121ZM8 118H11L10 116H8ZM73 118V117H72ZM97 118V117H96ZM96 118H94L95 119V122L96 123H98L99 122V125H100V121H96V120H98V119H96ZM103 118V117H102ZM105 118H106V115H105ZM110 118V117H109ZM113 118V117H112ZM119 118V117H118ZM118 118H117V120H118ZM122 118V117H121ZM127 118V117H126ZM139 118V117H138ZM21 119V118H20ZM25 119V118H24ZM53 119V118H52ZM56 119V118H55ZM68 119V118H67ZM85 119V118H84ZM87 119V118H86ZM88 119H90L89 118V116H88ZM94 119H93V121H90V122H93L94 123V125H95V122H94ZM101 119V118H100ZM133 119V118H132ZM155 119V118H154ZM202 119V118H201ZM215 119V118H214ZM213 119V122L215 121ZM257 119V120H258ZM28 120V119H27ZM30 120V119H29ZM38 120V119H37ZM45 120H46V116H45ZM58 120H59V118H58ZM71 120V119H70ZM103 120V119H102ZM106 120V119H105ZM109 120V119H108ZM128 120V119H127ZM131 119H129V121H130ZM192 120H194V119H192ZM199 120V119H198ZM212 120V119H211ZM218 120H216L217 122H219ZM256 120V121H257ZM1 121H3V120H1ZM12 121V120H11ZM18 121V120H17ZM21 121H23V120H21ZM39 121H41V120H39ZM47 121V120H46ZM46 121H44V122H46ZM55 121V120H54ZM54 121H52V122H54ZM66 121V120H65ZM67 121H69V120H67ZM110 121V120H109ZM112 121V120H111ZM215 121V122H216ZM26 122H28V121H26ZM42 123H43V121H41ZM51 121H50V123H52ZM104 122V121H103ZM108 122V121H107ZM107 122H105V124H107ZM125 122V121H124ZM123 122V123H124ZM140 122V121H139ZM158 122V121H157ZM212 121H211V124L213 123ZM1 123V122H0ZM17 123H19V122H17ZM21 123V122H20ZM23 123V122H22ZM22 123H21V125L20 126H22ZM42 123H40V125H42ZM55 123V122H54ZM77 123H78V121H77ZM111 123V122H110ZM109 123V124H110ZM126 123V122H125ZM202 123V122H201ZM2 124V123H1ZM29 124V123H28ZM38 124V123H37ZM44 124V123H43ZM58 124V123H57ZM62 124V123H61ZM103 124V123H102ZM214 124V123H213ZM25 124H23V126H24ZM112 125H114V122H113V124H111V126ZM115 125H116V123H115ZM115 125H114V127H115ZM136 125V124H135ZM142 125V124H141ZM200 125V124H199ZM19 126V127H20ZM27 126V125H26ZM28 126H30V125H28ZM47 126V125H46ZM61 126V125H60ZM91 126V125H90ZM120 126V125H119ZM137 126V125H136ZM143 126V125H142ZM152 126V125H151ZM198 126V125H197ZM197 126H196V128H197ZM52 127V126H51ZM95 127L97 128V126L95 125ZM108 126H105V128H107ZM138 127V126H137ZM136 127V128H137ZM144 127V126H143ZM262 127V128H263ZM0 128H1V126H0ZM32 128H35L34 126L32 127ZM70 128L71 127H69L68 129L70 130ZM74 128V127H73ZM86 128H87V126H86ZM92 128L93 127H91V129H90V131L92 130ZM96 128H94V129H96ZM101 128H103V127H101ZM100 128V129H101ZM123 128V127H122ZM129 128V127H128ZM192 128V127H191ZM199 128V127H198ZM209 128V127H208ZM22 129H24V128H22ZM41 129V128H40ZM94 129L92 130V131H94ZM99 129V130H100ZM104 129V128H103ZM102 129V130H103ZM113 129V131H115L114 130V128H111L110 130H112ZM120 129V128H119ZM138 129V128H137ZM155 129H156V127H155ZM201 129V128H200ZM264 129V128H263ZM64 130V129H63ZM82 130V129H81ZM85 130V129H84ZM109 130V128L106 130V132L108 131V133L111 135V131ZM117 130H118V128H117ZM116 130V131H117ZM141 130V129H140ZM190 131L189 132H191V129H189ZM199 130V129H198ZM208 130V129H207ZM2 131V130H1ZM78 131V130H77ZM97 131H98V128H97ZM110 131V132H109ZM120 131V130H119ZM118 131V133H120ZM123 131V130H122ZM125 131V130H124ZM138 131V130H137ZM195 131V130H194ZM200 131V130H199ZM264 131V130H263ZM18 133H19V131H17ZM16 132V133H17ZM25 132H26V130H25ZM30 132V131H29ZM40 132V131H39ZM63 132V131H62ZM95 132V131H94ZM130 132V131H129ZM132 132H133V130H132ZM204 132V131H203ZM203 132H200L201 134L203 133ZM27 133V132H26ZM43 133V132H42ZM57 133V132H56ZM65 133H66V130H65ZM102 133H103V131H102ZM135 133V132H134ZM194 133V132H193ZM1 134V133H0ZM20 135H21V133H19ZM19 134H18V136H19ZM22 134H23V132H22ZM29 134V133H28ZM34 134H35V132H34ZM78 134V133H77ZM94 134H96V132L94 133ZM113 134H115V133H113ZM117 134V133H116ZM120 134H122V133H120ZM141 134V133H140ZM190 135H191V133H189ZM199 133L198 132H196L195 134H194V136H192V138H193V142H194V144L196 145V143H198V135ZM205 133H203V135H204ZM256 134V135H255ZM260 134H262V130H261V133ZM29 135H31V134H29ZM36 135H38V134H36ZM42 135V134H41ZM45 135V134H44ZM51 135H52V133H51ZM54 135V134H53ZM85 135H87V134H85ZM91 135V134H90ZM103 135V134H102ZM105 135H107V133L105 134ZM124 135H125V132H124ZM218 135V136H219ZM263 135H264V132H263ZM22 136H24V135H22ZM43 136V135H42ZM41 136V137H42ZM75 136V135H74ZM89 136V135H88ZM97 136V135H96ZM95 136V137H96ZM117 136H118V134H117ZM120 136H122L123 137V134L122 135H120ZM119 136V137H120ZM260 136H262V135H260ZM15 137V136H14ZM25 137V136H24ZM48 137V136H47ZM62 137V136H61ZM66 137V136H65ZM76 137V136H75ZM79 137V136H78ZM90 137V139H92L93 140V138H94V135L92 136L93 138H91V136H89ZM106 137V136H105ZM107 137H108V135H107ZM121 137V138H122ZM189 137V136H188ZM187 137V138H188ZM205 137V136H204ZM5 138V137H4ZM12 138V137H11ZM20 138V137H19ZM36 140H37V138L36 137H34ZM57 138H58V136H57ZM60 138V137H59ZM115 138V137H114ZM118 138V137H117ZM117 138H115V139H117ZM132 138V137H131ZM171 138V137H170ZM191 138V139H192ZM3 139V138H2ZM8 139V138H7ZM13 139H15V138H13ZM32 139V138H31ZM94 139H96V138H94ZM112 138H110L109 140H111ZM119 139V138H118ZM190 139V140H191ZM12 140V139H11ZM21 140V139H20ZM41 140V139H40ZM39 140V141H40ZM53 140V139H52ZM77 140H78V138H77ZM91 140V141H92ZM98 141H99V139H97ZM96 140V141H97ZM105 140V139H104ZM108 140V141H109ZM123 140V139H122ZM170 140V139H169ZM173 140H174V138H173ZM173 140H170V141H173ZM219 140V139H218ZM10 141V140H9ZM17 141V140H16ZM55 141V140H54ZM60 141V140H59ZM95 140H93V142H94ZM95 141V142H96ZM111 141H113V139L111 140ZM111 141H109L108 142V144L111 142ZM154 141V140H153ZM10 142H12V141H10ZM14 142V141H13ZM12 142V143H13ZM29 142V141H28ZM41 142V141H40ZM71 142V141H70ZM74 142V141H73ZM80 142V141H79ZM95 142H94V144H95ZM100 142V141H99ZM98 142V143H99ZM116 142V140L113 142V143H115ZM119 141H117V143H118ZM121 142V141H120ZM122 142H124V141H122ZM126 142V141H125ZM175 142V141H174ZM174 142H172V144L174 143ZM191 142H192V140H191ZM208 142V141H207ZM218 142V141H217ZM32 143V142H31ZM35 143V142H34ZM48 143H49V141H48ZM97 143V144H98ZM105 143V142H104ZM113 143H111L112 144V146L111 145H109V147H113ZM140 143V142H139ZM144 143V142H143ZM166 143H167V141H166ZM169 143V142H168ZM176 143V142H175ZM215 143V142H214ZM261 143H264V141H262ZM66 144V143H65ZM69 144V143H68ZM72 145H73V143H71ZM100 144V143H99ZM120 143H118V145L117 146H119V147H117L118 149L120 148V145L121 146H123L122 144H120ZM126 144V143H125ZM170 144V143H169ZM191 144V143H190ZM199 144H201L200 142H199ZM219 144V143H218ZM26 145V144H25ZM38 145V144H37ZM47 145V144H46ZM54 145V144H53ZM87 145V144H86ZM85 145V146H86ZM100 145H102V147H105V146H103V142L100 144ZM105 145V144H104ZM127 145V144H126ZM132 145V144H131ZM147 145V144H146ZM174 145V144H173ZM192 145V144H191ZM195 145L193 146V148L195 147ZM27 146V145H26ZM25 146V147H26ZM30 146H32L31 144H30ZM39 146V145H38ZM45 145L43 144V147H44ZM51 146V145H50ZM55 146V145H54ZM84 146V147H85ZM94 146V145H93ZM92 146V147H93ZM106 146H108L107 144H106ZM198 146V145H197ZM200 146V145H199ZM221 146V147H222ZM263 147H264V145H262ZM261 146V147H262ZM32 147H34V146H32ZM41 147V146H40ZM73 147V146H72ZM96 147V146H95ZM95 147H93V149L95 148ZM97 147H98V145H97ZM96 147V148H97ZM101 146L99 147L100 149L102 148ZM124 148L126 147V146H123ZM190 146L188 145V148H189ZM203 147V146H202ZM212 147V146H211ZM211 147H210V149H211ZM237 147H239V148H241V150H238L237 149ZM257 147L259 148L260 146H258L257 145ZM256 147V148H257ZM261 147H260V149H261ZM36 148V147H35ZM39 148V147H38ZM53 148V147H52ZM76 148V147H75ZM82 148V147H81ZM123 148V149H124ZM181 148V147H180ZM185 148H186V146H185ZM191 148V147H190ZM189 148V149H190ZM192 148V150H195V149H193ZM219 148H220V146H219ZM248 148V151L247 152H249V151H253L254 152V150L256 149V148H254V150L253 149H249ZM49 149H51V148H49ZM77 149H79V148H77ZM92 149V148H91ZM113 149L114 150H116L115 149V146L113 147ZM127 150H128V148H126ZM126 149H124V150H126ZM136 149H138V148H136ZM141 149V148H140ZM143 149H146V148H143ZM152 149V148H151ZM167 149V148H166ZM197 149V148H196ZM45 150H46V148H45ZM59 150V149H58ZM65 150V149H64ZM84 150H86V148H84ZM97 150H99V149H97ZM101 150H104V148H102ZM100 150V151H101ZM111 151V152H108V151ZM106 150V147H105V150L104 151H106V153L108 154V156H109V154L110 153H112V152H115V151H113V150H111L110 148H108ZM120 150L121 149H119V152H120ZM159 150V149H158ZM256 150H259V149H256ZM44 151V150H43ZM47 151V150H46ZM48 151H50V150H48ZM56 151V150H55ZM54 151V152H55ZM80 151V150H79ZM83 151V150H82ZM81 151V152H82ZM92 151V150H91ZM104 151H101V152H103L104 153ZM123 151V150H122ZM140 151V150H139ZM188 151H190L191 153H190V155H191V157L193 156V151H191V150H188ZM199 151H200V149H199ZM210 151H212V150H210ZM260 151V150H259ZM258 151V152H259ZM33 152V151H32ZM61 151H59V153H60ZM71 152V151H70ZM88 152V151H87ZM101 152H94V151H92V156H93V153L94 154H96V156L98 155L99 157L100 156H102L103 154H98V153H101ZM117 152H118V150H117ZM116 152V153H117ZM118 152V155H120V157H121V154H123V153H119ZM125 152V151H124ZM156 152V151H155ZM179 152V151H178ZM213 152H215V151H213ZM218 152V151H217ZM216 152V154L218 155V153ZM227 152V151H226ZM255 152H257V151H255ZM252 153V154H257V153ZM31 153V152H30ZM37 153V152H36ZM39 153V152H38ZM65 153V152H64ZM91 153V152H90ZM106 153H104V154H106ZM189 153V152H188ZM194 155H198V156H201L200 155V152L199 153H197V152H195L194 151ZM208 154L209 153H211V152H207ZM225 153V152H224ZM230 152H228V154H229ZM244 153L247 155L248 153H246L245 151H244ZM259 153H261V152H259ZM264 152H262V154H263ZM21 154V153H20ZM35 154V153H34ZM51 154V153H50ZM74 154V153H73ZM83 154H86V153H83ZM88 154V153H87ZM86 154V155H87ZM107 154H106V156H107ZM161 154V153H160ZM207 154V155H208ZM222 154V153H221ZM226 154V153H225ZM243 154V153H242ZM250 154V153H249ZM251 154V155H252ZM261 154V155H262ZM44 155H46V154H44ZM44 155H43V157H44ZM56 155V154H55ZM54 155V156H55ZM65 155H67V154H65ZM71 155V154H70ZM125 155V154H124ZM130 155V154H129ZM216 155V156H217ZM231 155V154H230ZM238 155V154H237ZM245 155V156H246ZM260 155V156H261ZM34 156V155H33ZM51 156H53L52 154H51ZM68 156H69V154H68ZM67 156V157H68ZM76 156V155H75ZM80 156V155H79ZM95 156V157H96ZM104 156V158L106 157L105 155H103ZM113 156H115V153H114V155H113V153H112V158H114L115 159V157H113ZM214 157V159L215 158H218V161H219V157ZM222 156H223V154H222ZM225 156V155H224ZM235 156L236 155H234V157L233 158H235ZM239 156H241V155H239ZM239 156H238V158H239ZM256 156V155H255ZM257 156H258V154H257ZM42 157V158H43ZM47 157V156H46ZM71 157V156H70ZM77 157V156H76ZM75 157V158H76ZM86 157V156H85ZM94 157V156H93ZM92 157V158H93ZM94 157V161H95V158ZM125 157V156H124ZM193 157H195V156H193ZM208 157H211L210 159H212V156L210 155V156H207V158ZM221 157V156H220ZM243 157V156H242ZM253 157V155L251 156V158ZM264 156L262 155V158H263ZM31 158H32V156H31ZM33 158H35V157H33ZM37 158V157H36ZM35 158V159H36ZM73 158V157H72ZM80 158V157H79ZM84 158V157H83ZM104 158H102V159H104ZM110 159H111V157H109ZM108 158V159H109ZM116 158H118L117 156H116ZM206 158V157H205ZM222 158V157H221ZM225 158V157H224ZM229 158H230V156H229ZM254 158H256V159H258L257 157H254ZM22 159V158H21ZM34 159V160H35ZM40 159V158H39ZM48 159H50V158H48ZM52 159V158H51ZM59 159V158H58ZM57 159V160H58ZM74 159V158H73ZM81 159V158H80ZM86 159V158H85ZM100 159V158H99ZM99 159L97 160V162L99 161ZM106 159V158H105ZM113 159V160H114ZM120 159V158H119ZM122 159H123V155H122ZM128 159V158H127ZM134 159V158H133ZM180 159V158H179ZM186 159H188V158H186ZM195 159V158H194ZM214 159H212V160H214ZM243 159V158H242ZM246 158H244V160H245ZM249 159H250V156H249ZM37 160H38V158H37ZM66 160V159H65ZM64 159H62V161L64 162L65 161ZM67 160H69V159H67ZM66 160V161H67ZM101 160V159H100ZM116 160V159H115ZM181 160V159H180ZM188 160H191L190 158L188 159ZM200 160V159H199ZM204 160V159H203ZM208 159H206V161H207ZM217 160V159H216ZM215 160V161H216ZM227 160V159H226ZM232 160H234V159H232ZM238 160V159H237ZM258 160H260V158L258 159ZM44 161H45V159H44ZM55 161V160H54ZM73 161V160H72ZM129 161V160H128ZM134 161V160H133ZM192 161V160H191ZM197 161V160H196ZM215 161H213L214 163H216ZM220 161H221V159H220ZM219 161V162H220ZM229 161H231V160H229ZM239 161V160H238ZM241 161V160H240ZM239 161V162H240ZM246 161V160H245ZM244 161V162H245ZM251 161H254V160H251ZM263 162H264V159L262 160ZM7 162V161H6ZM38 163H39V161H37ZM57 162H59V161H57ZM69 162V161H68ZM67 162V163H68ZM79 162V161H78ZM82 162V161H81ZM96 162V161H95ZM96 162V163H97ZM124 162H125V160H124ZM195 162V161H194ZM203 161H201L200 160V162H199V166L201 167L200 168V171L202 172V170H203V174H205V170H207L206 168L204 169V165H203V163H202ZM205 162V161H204ZM208 162V161H207ZM207 162L206 163H204V164H207ZM212 162V161H211ZM218 162V163H219ZM223 162H224V160H223ZM226 162V161H225ZM238 162V163H239ZM259 162V161H258ZM257 161H256V163L257 164H259ZM51 163V162H50ZM54 163V162H53ZM70 163V162H69ZM72 163V162H71ZM75 163V162H74ZM93 163V162H92ZM100 163V162H99ZM98 163V164H99ZM122 163V162H121ZM120 163V164H121ZM128 163V162H127ZM187 163H188V161H187ZM196 163V162H195ZM249 163L250 162H248L247 164L249 165ZM261 164H263L262 162H260ZM90 164V163H89ZM103 164H105V163H102L101 164V166L103 165ZM113 164H115V162H113ZM133 164V163H132ZM141 164V163H140ZM210 164V163H209ZM213 164V163H212ZM220 164V163H219ZM236 164V163H235ZM240 164V163H239ZM31 165H33V164H31ZM63 165H64V163H63ZM82 165V164H81ZM85 165V164H84ZM83 165V166H84ZM88 165V164H87ZM93 165H94V163H93ZM96 165V164H95ZM100 165V164H99ZM110 165H111V163H110ZM122 165H123V163H122ZM126 165V164H125ZM198 165V164H197ZM222 165V164H221ZM221 165H219V167L221 166ZM237 165V164H236ZM240 165H242V161H241V164ZM244 165H246V163L244 164ZM65 166V165H64ZM115 166V165H114ZM114 166H113V168H114ZM210 166V165H209ZM224 166V165H223ZM223 166H221V168L223 167ZM250 166V165H249ZM253 166V165H252ZM1 167V166H0ZM59 167V166H58ZM60 167H61V165H60ZM69 167H70V165H69ZM73 168H74V166H72ZM123 167V166H122ZM212 167H213V165H212ZM232 167H233V165H232ZM258 168H259V166H257ZM263 167V166H262ZM40 168H42V167H40ZM48 168V167H47ZM53 168H55V167H53ZM72 168V169H73ZM92 168V167H91ZM96 168V167H95ZM103 168H106V165L103 167ZM102 168V169H103ZM112 168V171L113 170H115V168H117V167H115L114 169ZM121 168V167H120ZM120 168H118L117 170H119ZM124 169H125V166L123 167ZM155 168V167H154ZM171 168V167H170ZM197 168V167H196ZM199 168V167H198ZM218 168V167H217ZM243 168V167H242ZM37 169V168H36ZM35 169V170H36ZM70 169V168H69ZM71 169V170H72ZM75 169H76V167H75ZM84 169V168H83ZM93 169V168H92ZM91 169V170H92ZM107 170H109V168H106ZM122 169V168H121ZM147 169V168H146ZM223 170H224V168H222ZM227 169V168H226ZM231 169V168H230ZM238 169V168H237ZM245 169V168H244ZM248 169V168H247ZM251 169V168H250ZM255 169V168H254ZM261 169V168H260ZM263 169H264V167H263ZM38 170V169H37ZM44 170V169H43ZM46 170V169H45ZM53 170H55V169H53ZM80 170V169H79ZM95 170V169H94ZM142 170H143V168H142ZM172 170V169H171ZM196 170V169H195ZM209 170V169H208ZM215 170V169H214ZM213 169H212V171H214ZM216 170H220V168L219 169H216ZM240 170V169H239ZM258 170V169H257ZM57 171V170H56ZM60 171V170H59ZM70 171V170H69ZM78 171V170H77ZM93 171V170H92ZM99 171H100V169H99ZM123 171V170H122ZM221 171V170H220ZM231 171H233V170H231ZM241 171V170H240ZM248 171V170H247ZM252 171V170H251ZM255 171V170H254ZM254 171H252V172H254ZM261 171V170H260ZM264 171V170H263ZM263 171L262 172H260V173H263ZM45 172V171H44ZM55 172V171H54ZM61 172V171H60ZM59 172V173H60ZM63 172V171H62ZM73 172V171H72ZM84 172V171H83ZM82 172V173H83ZM96 172H98V170L96 171ZM96 172H94L93 171V173H96ZM105 172V171H104ZM115 172V171H114ZM145 172V171H144ZM196 172V171H195ZM208 172V171H207ZM210 172V171H209ZM243 172V174H246V172L245 171H242ZM245 172V173H244ZM249 172V171H248ZM256 172H259V171H256ZM40 173V172H39ZM64 173V172H63ZM66 173V172H65ZM71 173V172H70ZM77 173V172H76ZM80 173V172H79ZM99 173V172H98ZM103 173V172H102ZM101 173V174H102ZM106 173V172H105ZM104 173V174H105ZM109 173V174H108ZM108 173H107V175H109L110 176V174L112 173V172H110V171H108ZM123 173V172H122ZM130 173H132V171L130 172ZM143 173V172H142ZM218 173H220V172H218ZM229 173V172H228ZM237 173V172H236ZM236 173H235V175H236ZM250 173V172H249ZM47 174V173H46ZM60 174H62V173H60ZM74 174V173H73ZM84 174V173H83ZM114 174V173H113ZM116 174H117V177L115 178L116 180L118 179V178H120V176L123 178V176H122V174L121 175H119L120 174V170H119V173L116 171L115 172V176H116ZM134 174H135V172H134ZM174 174H175V172H174ZM192 174V173H191ZM199 174H202V173H199ZM202 174V175H203ZM212 174V173H211ZM225 174H226V172H225ZM233 174V173H232ZM242 174V175H243ZM10 175V174H9ZM28 175V174H27ZM49 175V174H48ZM53 175V174H52ZM57 175V174H56ZM62 175H64V174H62ZM74 175H76V174H74ZM81 174H79V176H80ZM85 175H87V174H85ZM95 175H99V174H95ZM119 175V176H118ZM141 175V174H140ZM143 175V174H142ZM145 175V174H144ZM201 175V176H202ZM205 175H209V177H210V174H205ZM217 175V172H216V174H215V176ZM221 175H223V172H222V174ZM227 175V174H226ZM231 175V174H230ZM248 175V174H247ZM251 175H252V173H251ZM257 175V174H256ZM260 175V174H259ZM258 175V176H259ZM43 176V175H42ZM60 176V175H59ZM84 176V175H83ZM194 176V175H193ZM198 176V175H197ZM200 176V177H201ZM249 176V175H248ZM264 176V175H263ZM53 177H55V175L53 176ZM67 177H69L68 175H67ZM104 177H105V175H104ZM137 177V176H136ZM174 177V176H173ZM203 177H204V175H203ZM207 177V176H206ZM220 177V176H219ZM246 177V176H245ZM251 177V176H250ZM249 177V178H250ZM262 176H260V178H261ZM40 178V177H39ZM49 178V177H48ZM60 178V177H59ZM71 178V177H70ZM80 178V177H79ZM83 178V177H82ZM106 179H108V178H111V177H105ZM113 178V177H112ZM133 178V177H132ZM214 176H213V181H214ZM218 178V177H217ZM222 178V177H221ZM223 178H224V176H223ZM226 178H227V176H226ZM226 178H225V180H226ZM248 178V177H247ZM263 178V177H262ZM261 178V179H262ZM44 179H45V177H44ZM43 179V180H44ZM50 179V178H49ZM48 179V180H49ZM56 179V178H55ZM57 179H58V175H57ZM65 179V178H64ZM67 179V178H66ZM74 177H73V181H74ZM88 178H86V180H87ZM121 179V178H120ZM118 179L119 180V183H121V184H123L122 183V181H123V179ZM125 179V178H124ZM135 179V178H134ZM198 179V178H197ZM208 179V178H207ZM229 179V178H228ZM231 179H234V178H232L231 177ZM254 179V178H253ZM255 179H256V177H255ZM67 180H69V179H67ZM86 180H84V182L86 181ZM97 180H98V178H97ZM100 180V179H99ZM98 180V181H99ZM193 180V179H192ZM219 180V179H218ZM245 180V179H244ZM251 180H252V178H251ZM39 181V180H38ZM42 181V180H41ZM50 181H52V180H50ZM49 181V182H50ZM61 182H62V180H60ZM73 181H70V182H73ZM76 181V180H75ZM74 181V182H75ZM93 180L91 179L90 180V182H92ZM97 181V182H98ZM105 181H108V180H105L104 179V181H103V183L105 182ZM110 181V180H109ZM108 181V182H109ZM113 181V180H112ZM112 181L109 183V184H107V187H109V189H111V186H109L111 183H112ZM127 181V180H126ZM135 181V180H134ZM201 181V180H200ZM208 181H210V180H208ZM223 181V180H222ZM231 181V180H230ZM242 181V180H241ZM255 181H257V180H255ZM261 181V180H260ZM53 182V181H52ZM68 182V181H67ZM89 182V183H90ZM94 182V181H93ZM136 182V181H135ZM211 182V181H210ZM216 182H217V180H216ZM224 182H226V181H224ZM228 182V181H227ZM233 182L234 181H232V184H233ZM254 182V181H253ZM264 182V181H263ZM138 183V182H137ZM194 183V182H193ZM205 183H206V181H205ZM218 183V182H217ZM247 183H248V179H247ZM247 183H245V184H247ZM249 183H252V181L250 182L249 181ZM255 183H257V182H255ZM255 183H253V185H255ZM261 183V182H260ZM50 184H51V182H50ZM63 183H61L60 185H62ZM100 183H98L97 185L96 184H89L90 186L89 187H91V186H93V187H96L97 188V186L99 185ZM132 184V183H131ZM167 184V183H166ZM203 184V183H202ZM215 184V183H214ZM225 184H227V183H225ZM68 186L70 185V183L69 184H67ZM73 185H74V183H73ZM94 185H96V186H94ZM103 185H105V184H103ZM124 186L126 185L125 183L123 184ZM145 185V184H144ZM220 185V184H219ZM222 185V184H221ZM66 186V185H65ZM65 186H62V187H64L65 188ZM72 186V185H71ZM120 186V185H119ZM118 186V187H119ZM146 186V185H145ZM206 186V185H205ZM222 186H224V184L222 185ZM221 186V187H222ZM264 186V185H263ZM262 186V187H263ZM70 187V186H69ZM106 187V185L104 186V188ZM107 187H106V189H105V192H107L108 190H107ZM113 187V186H112ZM130 187V186H129ZM132 187V186H131ZM136 187V186H135ZM209 187V186H208ZM216 187V186H215ZM214 187V188H215ZM59 188V187H58ZM72 188V187H71ZM116 188H117V186H116ZM122 188V187H121ZM124 188V187H123ZM127 188V187H126ZM158 188V187H157ZM176 188V187H175ZM218 188H219V186H218ZM225 188H227V186H225ZM245 188V187H244ZM248 188V187H247ZM253 188V187H252ZM264 188V187H263ZM62 189V188H61ZM68 189V188H67ZM73 189V188H72ZM125 189V188H124ZM136 189H137V187H136ZM139 189V188H138ZM179 189H180V187H179ZM199 189V188H198ZM250 189H251V187H250ZM260 189V188H259ZM63 190V189H62ZM76 190H78V189H76ZM91 190H95V188H93V189H91ZM112 190V189H111ZM123 190V189H122ZM129 190V189H128ZM133 190H135V188H133ZM140 190V189H139ZM150 190H151V188H150ZM150 190H148V192L150 191ZM154 190V189H153ZM157 190V189H156ZM155 190V191H156ZM160 190V189H159ZM221 190H223V189H221ZM230 190H232V188L231 189H229V191ZM234 190V189H233ZM240 190V189H239ZM252 190V189H251ZM250 190V191H251ZM263 190V189H262ZM53 191V190H52ZM55 191V190H54ZM68 191V190H67ZM83 191H84V189H83ZM86 191H87V189H86ZM92 191V192H93ZM98 191H99V189H98ZM113 191V190H112ZM117 191V190H116ZM132 191V190H131ZM155 191H153V192H155ZM199 191V190H198ZM207 191V190H206ZM228 191V192H229ZM58 192V191H57ZM71 192H72V190H71ZM73 192H74V190H73ZM95 192H96V194L98 193L97 192V190H95ZM95 192H93V195L95 194ZM101 192V191H100ZM105 192H103L104 194H105ZM109 192V191H108ZM114 192H115V189H114ZM113 192V193H114ZM119 192V191H118ZM118 192H116V193H118ZM141 192V191H140ZM144 192V191H143ZM203 192H205V191H203ZM208 192V191H207ZM227 192V191H226ZM263 192V191H262ZM64 193V192H63ZM70 193V192H69ZM76 193V192H75ZM111 193V192H110ZM121 193V192H120ZM138 193V192H137ZM163 193V192H162ZM202 193V192H201ZM219 193V192H218ZM222 193L223 192H221L219 195H217L216 196V199L213 201H209V202H211L210 204L208 203L206 206H204V204H202L201 203V201L199 200V201H197V200H195V198H193V200L191 201V205L193 206V208L195 209V211L197 212V214L199 213V216L201 217V220L203 221V225H204V223H206L205 224V231H206V235H205V237H207V235H208V237H209V239H210V243L208 242V240L206 241L208 244H209V247H208V252H207V250H206V252L207 253H203V254H205V255H208V257H201L199 254L197 255L196 253V258H195V260H193V259H189L188 261H186V262H184V263H182V264H216V263H219V262H215V255H214V253L216 252V248H217V244H219V246H221V247H223L222 249H225L227 252H225V253H227L226 254V261H224L223 260V262H226L227 264H246V262L248 263V264H250L248 261H246L244 258H242L241 256H239L240 254L239 253H241L242 251L240 250V248L238 247V246H236V244H235V241L237 240H235V238H234V236L232 235V233H231V229H229V225H230V223H231V221H232V214L235 212V209L234 208H232V206H231V202L234 200V197L235 196H223L222 195ZM230 193V192H229ZM56 194V193H55ZM55 194H54V196H55ZM65 194V193H64ZM73 194V193H72ZM85 194V193H84ZM101 194V193H100ZM127 194H128V192H127ZM144 194V193H143ZM149 194V193H148ZM147 194V195H148ZM161 194V193H160ZM159 194V192H157V196L158 195H160ZM187 194V193H186ZM208 194V193H207ZM224 194H225V192H224ZM232 194V193H231ZM250 194H251V192H250ZM80 195V194H79ZM89 195V194H88ZM117 195H119V196H121L120 194H117ZM155 195V194H154ZM162 195V194H161ZM187 195H189V194H187ZM204 195V194H203ZM228 195V194H227ZM69 196V195H68ZM73 196V195H72ZM78 196V195H77ZM76 196V197H77ZM85 196V195H84ZM90 196V195H89ZM89 196H87V197H89ZM100 196V195H99ZM130 196V195H129ZM141 196V195H140ZM149 196V195H148ZM156 196V197H157ZM165 196H167V195H165ZM169 196V195H168ZM205 196V195H204ZM239 196V195H238ZM62 197V196H61ZM86 197V196H85ZM86 197V198H87ZM91 197H93V196H90V198ZM109 197H110V195H109ZM164 197V196H163ZM199 197V196H198ZM203 197V196H202ZM253 197V196H252ZM58 198V197H57ZM60 198V197H59ZM89 198V199H90ZM107 197H105L104 199H106ZM114 198V197H113ZM118 197H116V199H117ZM152 198H153V195H152ZM157 198H159V197H157ZM165 198V197H164ZM170 198H171V196H170ZM185 198H186V196H185ZM208 198V197H207ZM236 198V197H235ZM63 199V198H62ZM65 199V198H64ZM67 199V198H66ZM100 199V198H99ZM109 199V198H108ZM112 199V198H111ZM154 199H155V197H154ZM169 199V198H168ZM181 199V198H180ZM188 199H189V197H188ZM202 199V198H201ZM205 199V198H204ZM203 199V200H204ZM209 199H211L210 197H209ZM250 199V198H249ZM70 200V199H69ZM87 200V199H86ZM118 200H119V198H118ZM122 200V197H121V199H120V201ZM143 200H144V198H143ZM156 200V199H155ZM160 200V199H159ZM166 200H167V198H166ZM172 200V199H171ZM182 200H184V199H182ZM190 200V199H189ZM206 200V199H205ZM256 200V199H255ZM261 200V199H260ZM76 201H77V199H76ZM79 201V200H78ZM90 201V200H89ZM106 201V200H105ZM109 201H111V200H109ZM169 201V200H168ZM185 201H187V200H185ZM262 201H264V200H262ZM67 202V201H66ZM74 202V201H73ZM94 202V201H93ZM96 202V201H95ZM94 202V203H95ZM100 202V201H99ZM98 202V203H99ZM102 202V201H101ZM112 202V201H111ZM115 202V201H114ZM116 202H117V200H116ZM115 202V203H116ZM122 202V201H121ZM132 202V201H131ZM165 202V201H164ZM163 202V203H164ZM171 202H173V201H171ZM248 202V201H247ZM260 201H259V199H258V203H259ZM81 203V202H80ZM93 203V204H94ZM108 203V202H107ZM120 203V202H119ZM160 203V202H159ZM162 203V204H163ZM167 203V205H168V202H166ZM170 203V202H169ZM184 203V202H183ZM187 203V202H186ZM207 203V202H206ZM84 204V203H83ZM109 204H111V205H115L114 203L112 204V203H109ZM121 204V203H120ZM123 204H124V202H123ZM123 204L122 205H120V206H123ZM139 204V203H138ZM152 204V203H151ZM188 204V203H187ZM74 205V204H73ZM116 205H119V204H116ZM126 205V204H125ZM150 205V204H149ZM164 205V207H165V204H163ZM189 205H190V203H189ZM257 205H259V204H257ZM261 205V204H260ZM57 206V205H56ZM76 206V205H75ZM192 206H191V208H192ZM253 206V205H252ZM262 206H263V203H262ZM261 206V207H262ZM41 207V206H40ZM71 207H74V206H71ZM78 207H80L79 205H78ZM82 207H83V205H82ZM104 207V206H103ZM108 207H111L110 205H108ZM107 207V208H108ZM118 206H116L115 208H113L115 211H116V209H118L117 208ZM154 207V206H153ZM167 207V206H166ZM173 207V206H172ZM176 207V206H175ZM66 208V207H65ZM124 208V207H123ZM152 208V207H151ZM156 208V207H155ZM168 208V207H167ZM178 208V207H177ZM72 209V208H71ZM76 208H74V210H75ZM105 209H106V206H105ZM104 209V210H105ZM109 209V208H108ZM125 209V208H124ZM140 209V208H139ZM149 209V208H148ZM154 209V208H153ZM158 209H159V207H158ZM162 209V208H161ZM244 209V208H243ZM70 210V209H69ZM73 210V211H74ZM82 210H83V208H82ZM121 210H122V207H121ZM144 210V209H143ZM163 210H164V208H163ZM94 211V210H93ZM106 211H108V210H106ZM113 211V210H112ZM115 211H113V213L115 212ZM117 211H119V210H117ZM127 212H128V209L126 210ZM136 211V210H135ZM138 211H140V210H138ZM159 211V210H158ZM167 211H168V209H167ZM177 211V210H176ZM187 211V210H186ZM81 212H83V211H81ZM103 212V211H102ZM109 212H110V209H109ZM119 212H121V211H119ZM163 212V211H162ZM174 212V211H173ZM191 212V211H190ZM214 212L216 213V215H217V221H212L213 219H212V216H213V214H214ZM85 213V212H84ZM90 213H92V211L90 212ZM107 213V212H106ZM112 213V212H111ZM110 213V215H112ZM116 213V212H115ZM118 213V212H117ZM128 213H130V212H128ZM139 213V212H138ZM148 213V212H147ZM159 213V212H158ZM165 213H166V210H165ZM169 213V212H168ZM177 213V212H176ZM80 214V213H79ZM79 214H77V215H79ZM94 214H95V212H94ZM119 214V213H118ZM121 214H123V212L121 213ZM126 214V213H125ZM144 214V213H143ZM142 214V215H143ZM146 214V213H145ZM144 214V215H145ZM107 215H108V213H107ZM110 215H108L109 216V218H110ZM113 215H115V216H113ZM112 216L113 217H117L116 216V214H113ZM120 215V214H119ZM132 215V214H131ZM75 216V215H74ZM124 216H126V215H124ZM158 216V215H157ZM195 216H196V214H195ZM198 216V215H197ZM215 216V215H214ZM77 217V216H76ZM78 217H80V216H78ZM137 217V216H136ZM145 217V216H144ZM156 217V216H155ZM172 217V216H171ZM75 218V217H74ZM123 218V217H122ZM133 218V217H132ZM198 218V217H197ZM196 218V219H197ZM111 219V218H110ZM116 219V218H115ZM137 220H139L138 218H136ZM187 219H189V218H187ZM200 219V218H199ZM198 219V220H199ZM243 219V218H242ZM113 220V219H112ZM117 220L119 221V218L117 217ZM121 220V219H120ZM123 220V219H122ZM125 220H127V218L125 217ZM129 221H130V219H128ZM183 220V219H182ZM197 220V221H198ZM110 221V220H109ZM108 220H107V223L106 224H109L108 226L112 229L113 228V226L115 225L114 223V225L112 224V222L113 221H110L109 222ZM114 221H116V220H114ZM147 221V220H146ZM158 221V220H157ZM160 221V220H159ZM260 221V220H259ZM53 222V221H52ZM121 222V221H120ZM138 222V221H137ZM137 222H133V223H137ZM139 222H140V220H139ZM169 222V221H168ZM171 222V221H170ZM246 222V221H245ZM70 223V222H69ZM91 223V222H90ZM97 223V222H96ZM95 223V224H96ZM111 223V224H110ZM124 223H126V222H124ZM127 223H129L128 221H127ZM126 223V224H127ZM131 223H132V221H131ZM148 223V222H147ZM153 223V222H152ZM184 223V222H183ZM202 223V222H201ZM257 223V222H256ZM52 224V223H51ZM72 224V223H71ZM93 224V223H92ZM116 224H118V223H116ZM110 225H113V226H110ZM119 225V224H118ZM122 225H124V224H122ZM137 225H139V224H136V226ZM141 225V227H142V224H140ZM147 225V224H146ZM148 225H150L149 223H148ZM157 225V224H156ZM200 225V224H199ZM198 225V226H199ZM202 225V224H201ZM199 226V227H203V225L202 226ZM209 225V226H208ZM126 226H128L129 227V225H126ZM131 226V225H130ZM188 226V225H187ZM233 226V225H232ZM63 227V226H62ZM96 227H99L98 226V224H97V226ZM109 227H108V229H106V230H109ZM115 227V226H114ZM118 227V226H117ZM124 227V226H123ZM127 227V228H128ZM133 227H134V224H133ZM132 227V228H133ZM141 227H138V229L136 228V231L137 230H139V228L141 229ZM145 227V226H144ZM157 227L158 226H156V229H157ZM107 228V227H106ZM126 227H124V230L125 229H127ZM143 228V227H142ZM146 228H148V229H150V227L149 226H147ZM155 228V227H154ZM232 228V227H231ZM248 228V227H247ZM254 228V227H253ZM61 229V228H60ZM94 229V228H93ZM100 229V228H99ZM115 229V228H114ZM114 229L112 230V231H114ZM120 228H118V231H114V232H112L111 233V231L109 230V232H108V234H106V236L108 235L110 238H107L106 237V239H107V242L109 241V242H112V244H111V249L113 250V248H112V245L115 247V245H120L121 246V244H123L122 242L123 241H126L127 242V240H128V236H127V233L125 232V231H122L123 230V228H122V230H119ZM144 229V228H143ZM198 229V228H197ZM202 229V228H201ZM237 229V228H236ZM256 229V228H255ZM132 231H133V229H131ZM147 230V229H146ZM165 230V229H164ZM186 230V229H185ZM232 230H233V228H232ZM95 231V230H94ZM100 231V230H99ZM148 232H150L151 233V230H147ZM157 231V230H156ZM159 231V230H158ZM157 231V232H158ZM203 231H204V229H203ZM106 232V231H105ZM106 232V233H107ZM134 232V231H133ZM140 232H142V229H141V231ZM140 232H136V234L139 236V233ZM155 231L153 230V234L155 235V233H154ZM156 232V233H157ZM57 233V232H56ZM77 233V232H76ZM95 233V232H94ZM110 233H111V235H110ZM145 233V232H144ZM144 233H142V235H140L141 237L140 238H142V236L144 237ZM150 233H149V235H150ZM247 233V232H246ZM84 234V233H83ZM103 234H104V232H103ZM152 234V235H153ZM238 234V233H237ZM245 234V233H244ZM62 235V234H61ZM65 235V234H64ZM72 235V234H71ZM168 235H169V233H168ZM202 235V234H201ZM203 235V236H204ZM243 235V234H242ZM137 236V237H138ZM146 236V235H145ZM148 236V235H147ZM146 236V237H147ZM175 236V235H174ZM191 236V235H190ZM193 236V235H192ZM194 236H196V235H194ZM199 236V235H198ZM202 237V236H201ZM201 237H198V238H201ZM207 237V238H208ZM244 237V236H243ZM105 238V237H104ZM131 238V237H130ZM150 238V237H149ZM173 238V237H172ZM197 238V239H198ZM215 238V239H214ZM236 238H237V236H236ZM73 239V238H72ZM98 239V238H97ZM110 239H111V241H110ZM156 239V238H155ZM160 239V238H159ZM204 239V241H205V239L206 238H203ZM246 239V238H245ZM256 239V238H255ZM145 240V239H144ZM152 240H153V238H152ZM157 240V239H156ZM168 240V239H167ZM179 240V239H178ZM240 240V239H239ZM257 240V239H256ZM105 241V240H104ZM129 241V240H128ZM146 242H147V240H145ZM195 241V240H194ZM198 240H196V242H197ZM51 242V241H50ZM125 242V243H126ZM130 242H131V244L132 243H136L135 241H132V240H130ZM167 242H169V241H167ZM192 242V241H191ZM205 242V243H206ZM121 243V244H120ZM128 243V242H127ZM170 244H172V245H169L168 243V249H170L169 248V246L171 247V246H175L173 243H171V242H169ZM203 243V242H202ZM201 243V244H202ZM236 243H238V242H236ZM258 243V242H257ZM108 244H110V243H108ZM129 244V243H128ZM144 244V243H143ZM143 244H141V245H143ZM146 244L147 243H145V245L144 246H146ZM149 244V243H148ZM166 244V243H165ZM177 244V243H176ZM204 244V243H203ZM57 245V244H56ZM134 245L135 244H133L132 246L134 247ZM151 245H152V243H151ZM156 245H157V243H156ZM158 245H160V244H158ZM206 245V244H205ZM204 245V246H205ZM249 245V244H248ZM251 245V244H250ZM256 245V244H255ZM83 246V245H82ZM120 246H118V247H120ZM126 246V244L125 245H123L122 247H125ZM129 246V248H130V246L131 245H128ZM143 246V247H144ZM150 246V245H149ZM153 247H154V245H152ZM152 246H150L151 248H152ZM161 246V245H160ZM180 246V245H179ZM199 246H201L200 244H199ZM241 246H243V245H241ZM264 246V245H263ZM80 247V246H79ZM101 247V246H100ZM110 247V246H109ZM149 247V248H150ZM159 247V246H158ZM177 247V246H176ZM192 247V246H191ZM203 247V246H202ZM221 247H219V248H221ZM76 248V247H75ZM132 248V247H131ZM148 248V247H147ZM147 248H145V249H142L141 248V251L140 252H143V253H141V257L142 256H144V253H145V251H147ZM150 248V249H151ZM160 248V247H159ZM182 248H183V246H182ZM182 248H180V249H182ZM193 248V247H192ZM219 248L217 249V251L219 250ZM261 248V247H260ZM81 249V248H80ZM109 250L108 252H110V251H112V250ZM115 249H116V247H115ZM118 250L119 249H121V247L120 248H117ZM123 249V248H122ZM126 249V248H125ZM162 249V248H161ZM166 249V248H165ZM165 249H164V251H165ZM174 249V248H173ZM172 249V250H173ZM194 249V248H193ZM220 250V253L223 251V250ZM248 249V248H247ZM247 249L245 250V251H247ZM251 249H252V246H251ZM64 250H67V249H64ZM73 250V249H72ZM134 250H135V248H134ZM133 249H132V251H133V253L135 252ZM142 250H144V251H142ZM152 250H153V248H152ZM158 250V249H157ZM160 250V249H159ZM178 250V249H177ZM183 250V249H182ZM186 250H187V248H186ZM203 250H205V248L203 249ZM45 251V250H44ZM69 251V250H68ZM116 251V250H115ZM132 251H128V253L129 252H131L132 253ZM150 251V250H149ZM168 251V250H167ZM167 251H166V253H167ZM175 251V250H174ZM244 251V250H243ZM258 251V250H257ZM70 252H72V251H70ZM69 252V253H70ZM83 252V251H82ZM113 252V251H112ZM120 252H123V250H121ZM125 252V251H124ZM119 253V255H118V258H119V260L120 259H122V257L123 256H125V255H127V254H125V253ZM150 252H152V251H150ZM259 252H261V251H259ZM258 252V253H259ZM111 253V252H110ZM114 253V252H113ZM117 252H116V255L118 254ZM131 253H129L127 256H128V258H129V260L128 261H124L125 260V257H123V261L124 262H126L125 264H130L131 262H130V258L131 259H133L135 256V258L133 259V261H135V259H136V261L139 259V257H138V259H137V256H139V254L138 255H135V254H133L134 255V257H132V256H130L129 257V255H132ZM139 253V252H138ZM155 252L153 251V254H154ZM158 253V252H157ZM170 253V252H169ZM248 253V252H247ZM257 253V254H258ZM104 254V253H103ZM121 254V255H120ZM125 254V255H124ZM152 254V253H151ZM172 254V253H171ZM175 254H177V253H175ZM175 254H172V258H174V257H176V256H174ZM186 254V253H185ZM194 254V253H193ZM222 254V253H221ZM241 254H243V252L241 253ZM249 254V253H248ZM66 255H67V253H66ZM81 255V254H80ZM83 255V254H82ZM113 254H110V256H112ZM116 255L114 254V257H116ZM150 255V254H149ZM162 255V254H161ZM164 255H167L168 256V253L167 254H164ZM63 256V255H62ZM67 256H69V255H67ZM153 256V255H152ZM159 256V255H158ZM166 256V257H167ZM169 256L171 257V255L169 254ZM168 256V257H169ZM183 256V255H182ZM189 256V255H188ZM221 255H219V257H220ZM242 256H244V255H242ZM260 256H262V255H260ZM85 257V256H84ZM145 257V256H144ZM160 257V259L163 261V259H167V260H170L171 261V259L172 258H170V259H168V258H166L165 256H159ZM224 257V255L222 256V258ZM224 257V258H225ZM245 258H246V256H244ZM252 257V256H251ZM66 258V257H65ZM79 258L81 259V257L79 256ZM110 258H112V257H110ZM128 258H126V260L128 259ZM153 258H154V256H153ZM177 258H178V256H177ZM177 258H175L174 260H176ZM217 258H218V256H217ZM221 258V257H220ZM253 258V257H252ZM262 258V257H261ZM75 259V258H74ZM83 259V258H82ZM115 259H117V257L115 258ZM143 259V257L141 258V259H139L138 261H140V260H142ZM156 259V258H155ZM159 259V258H158ZM159 259V260H160ZM181 259V258H180ZM188 259V258H187ZM238 259L241 261H244L243 263L242 262H239L238 261ZM247 259V258H246ZM256 259V258H255ZM258 259V258H257ZM260 259V258H259ZM69 260V259H68ZM76 260V259H75ZM113 260H114V258H113ZM118 260V264H120L121 262ZM150 260V259H149ZM153 261H154V259H152ZM152 260H150V261H152ZM161 260H160V262H161ZM166 260V261H167ZM174 260H172V261H174ZM220 260V259H219ZM262 260H264L263 258H262ZM78 261V260H77ZM116 261V260H115ZM132 261V260H131ZM135 261V262H136ZM149 261V262H150ZM172 261L171 262H167V264L168 263H172ZM178 262L179 261H181V260H179V258H178V260H177ZM177 261H175L176 263H178ZM71 262V261H70ZM80 262V261H79ZM120 262V263H119ZM127 262H130V263H127ZM143 262V261H142ZM156 262H157V260H156ZM164 262V261H163ZM162 262V263H163ZM174 262V263H175ZM182 262V261H181ZM181 262H179V263H181ZM251 262V261H250ZM255 262H257V261H255ZM74 263V262H73ZM111 263H114V261L113 262H111ZM116 263V262H115ZM114 263V264H115ZM141 263V262H140ZM151 263V262H150ZM158 263V262H157ZM178 263V264H179ZM262 263V262H261ZM134 264V263H133ZM137 264V263H136ZM142 264V263H141ZM151 264H154L153 262L151 263ZM156 264V263H155ZM160 264V263H159ZM163 264H166V263H163ZM173 264V263H172ZM256 264V263H255ZM260 264V263H259ZM264 264V263H263Z\"/></svg>",
  "mask_w": 264,
  "mask_h": 264
}]
</instances>
